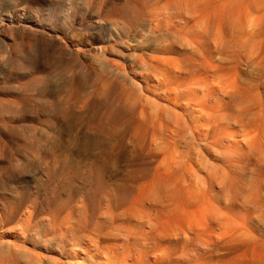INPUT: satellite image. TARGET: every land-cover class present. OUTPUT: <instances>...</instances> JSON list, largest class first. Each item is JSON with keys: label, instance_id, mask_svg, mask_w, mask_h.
<instances>
[{"label": "rangeland", "instance_id": "374dc122", "mask_svg": "<svg viewBox=\"0 0 264 264\" xmlns=\"http://www.w3.org/2000/svg\"><path fill=\"white\" fill-rule=\"evenodd\" d=\"M157 1L158 2H156V0H150V1L149 0H0V264H105V263L107 264V262H110V260H111V264H115V263H117V264H120V263L121 264H124V263L125 264L126 263L127 264H135L137 262H138L137 264H139L140 262H141L140 264H142L143 263L142 261H144V260H145L144 264H148V263L149 264H154V263L156 264V259L158 260L157 264H163L164 261L166 264H169L170 262H171V264H173L174 263L173 260H176L177 262L180 261V263L178 262L179 264H183V262H184V264H187V262H190L189 264H191V263L198 264L197 261L199 260V258H197V257L199 256L201 258V256H202V255H199V253L203 254L205 250H206L205 252L207 253V251H208L207 249L210 250L209 255H210V253H212V254L210 255V257H206V255L209 256L208 253L207 254L205 253L206 255L203 254V257L200 260H205V261L200 262V260H199L200 264L201 263H203V264H214V262H215V264H230V263L235 264L236 262H237L236 264H256V263L257 264L258 263L264 264V259H262V258H264V161H263L264 144H263V148L261 147V144H260L261 141H262V143H264V140H263L264 135L261 134V133L264 134V127H263L264 126V115H263L264 114V112H263L264 111V103H263L264 102V77H261V76H264V65H263L264 64L263 63L264 62V57H263L264 56L263 55L264 54L263 53L264 52V31L257 29L259 27H255V29L251 28L252 24H258V21H257L258 18L256 17L258 14L256 15V12H252V13H255L256 16L254 14H252V16L243 17L242 21L240 20V22L241 23L243 22V24H240V26L237 27V30H240L241 28L244 29V28L248 27V30L249 29L252 30V31L251 30L249 31L252 35H250L247 28L245 30H243V29L240 30L238 32V34L234 35L236 32L235 31L236 29H234V34H232V38H235L234 39L235 41L233 40L232 44L226 43L229 46H227L225 44V42L223 41L222 44L223 43L225 44V46H223L224 44L222 45L221 41L219 42L217 40H221V39L225 40L224 36H223L224 34H221L222 36L219 35L220 30H221V32L223 31L222 33H224V29L222 28L223 29L222 30L219 27V25L217 24V22L216 23L214 22L215 24H217L216 26H214L213 22H211L212 20L210 21V19L208 20V18H205L206 20L201 19V17L200 18H194L195 15L197 14L196 12H198L199 14H201V12L199 10L193 9V6H191L193 4V2L191 0H187L188 1V5H187L188 8L189 9L191 8L190 11L193 12L192 16H191L192 12L190 13V16H191V17L189 16L190 18L187 17V15H189V9L186 8V3H185V2H187L186 0H184V1L180 0L179 2H176L173 0H172V2H170L171 0H168V2H166V0H165V2L167 4L164 2V0H161V1L157 0ZM210 1L215 2V0H210ZM226 1H229V0H222V2H221V0L220 1L216 0V3H218V2L223 3ZM144 2H147V4ZM148 2L149 3L151 2V3L149 4ZM162 2L165 3L166 5H169L171 3L170 7L171 6L173 7V5L175 6V4H173V3L176 2L177 7L175 6V8H172V7L168 8L165 4L162 5ZM181 2L182 3L184 2L185 5L182 4ZM190 2H192L191 5H190ZM195 2H196V0L194 1V3ZM154 3H155V5L157 4L156 5L157 7L158 6L159 7L157 8L155 5H154L155 6L154 7L153 6ZM180 4H182V5L180 6ZM151 6H152V8H151ZM163 6H166L165 9H167L171 13H169L168 11L165 12L166 10L165 11L163 10L164 9ZM183 6L185 7L184 10L188 9V13H186L187 11L184 12V13H186L185 15L182 12L184 10L181 9V8H183ZM153 7L156 8L155 9L156 11H154ZM177 8H179V11L181 9V13H182L181 15H183L184 17L181 16L180 13H179V15L177 14L178 12L176 13ZM169 9H171V11ZM172 9H174V10H172ZM162 11H164V13ZM172 11H175V12L172 13ZM152 12H153V14H151ZM157 14H158V18H157ZM159 14H160V16H159ZM171 14H175V16L176 17L178 16V17L176 18ZM167 16H169V17L173 16V17H171V18H173L170 20L171 22L169 20H167L169 18ZM198 16H201V15H198ZM181 17H183V18H181ZM185 17H187V19ZM174 18H176V19H174ZM157 19L158 20L160 19L162 22L160 20L158 21ZM182 19H186V20H182ZM195 19L197 21H194ZM200 19L203 20L201 22L202 24H198V20H200ZM112 20H114V21L122 20L123 23L125 24V26L127 23V26H126V28L121 27V25H119L118 23H116V22L113 23ZM175 20H176V22H175ZM177 21H180V22L178 23ZM181 21H182V24H181ZM209 21L211 22V25H210ZM251 21H252V23H251ZM164 22L165 23L168 22V23L165 24ZM235 22L236 23L238 22V24L240 23L238 20ZM235 22H234V24H235ZM247 22L249 25L251 24L250 27H249V25H247ZM151 23H153V24H151ZM157 23H159L158 24L159 26L157 27L158 30L156 31L155 27H156ZM162 23H163V25H162ZM195 23L197 25H200V26H198L200 29L196 26ZM3 24H4V26H3ZM207 24L209 25V28H210L209 29L207 27V30L209 29L210 33L212 34L211 35L209 33L210 35H208V32H209V30H208V32H207L208 38L212 37L210 39H212L213 42H214V40L217 41V42H215V45H217L216 43H219L216 46V48L218 47V49L215 48L214 43L210 39L206 38L207 35L205 34L206 32H204L205 30L203 31V29L207 26ZM212 24L215 28V31H216L217 26H218V28H220V30L218 29L219 30L218 34H216L217 32L215 33V31L213 30L214 28H211ZM151 25L154 27V29H153V27L152 28L149 27ZM160 25H162L164 28L161 27ZM166 25H168V26H166ZM172 25L173 26L175 25V26L173 27ZM183 25H184V29H182ZM202 25L203 26L206 25V26H204V28L202 29V27H203ZM176 26H179V27H176ZM234 26H238V25H234ZM159 27L162 30L160 32H158L160 30ZM167 27H169V28L167 29ZM196 27L198 28V31H197ZM165 28L167 30L164 31ZM177 28H178L179 32H178ZM147 29H150V30H147ZM151 29L153 31H156V32H154V34H153V31ZM193 29H194V31H193ZM263 30H264V25H263ZM174 31H175V33H173ZM199 31H200V34L196 35V33H198ZM211 31L213 33H215L216 35H219L220 37L219 36L217 37L216 35H215L216 37H214L213 36L214 34ZM241 31H242V33H241ZM244 31H247L248 33L245 34ZM163 32H165V33L163 34ZM176 32L179 33V35ZM189 32H190V35L188 36L187 34H189ZM191 32H192V35H191ZM161 34L164 35L165 37L161 36ZM169 34L171 36L173 35L172 36L173 37L172 42H171V36ZM200 35L202 36V38L199 37ZM244 35H245V40H246V38L247 39L251 38L252 41L250 40V42H247V40H246L247 43H245V40H243ZM168 36H169V38L166 39V37H168ZM178 36H181V37H178ZM183 36L185 38V41L183 40L184 42H182ZM187 37H189L188 40L192 39L191 41H193V43H196V45L193 44L192 42L188 41ZM192 37H194L196 39H194ZM236 37H237V39H236ZM162 38H165V39L162 40ZM180 38H181V40H180ZM176 39H177V42H176ZM253 39H255V40L253 41ZM166 40H167V42H166ZM238 40H240V41L243 40L244 42H241V44H239L240 41H238ZM206 41H207V43H209V41H210V43H212V44L209 43L206 46V44H207ZM155 42L159 43L160 45L155 43ZM199 42H201V43L203 42L202 45H200L201 43H199ZM137 43H139V44H137ZM145 43H147V44H145ZM170 43H172L173 45ZM174 43H175V45H174ZM191 43H192V45H190ZM237 43H238V45H237ZM141 44H142V46L145 44L143 46L145 48H141L142 47V46H140ZM163 44H165V46L167 45L168 47L171 46L173 49L171 47H169V48L166 47L167 49H169V50H167L164 48L165 46L163 47ZM179 44L182 47L179 48L177 46ZM181 44H183V45H181ZM233 44H234V46H233ZM155 45H156V47H155ZM209 45H210V47H209ZM221 45L223 46V48L227 46V48H229V49L225 48L226 50H222L223 48L221 47ZM241 45H242V47H241ZM243 45H244V48L246 50L243 48ZM251 45L252 46L255 45L256 48H258V49L260 48V50L256 51L255 47L253 48V47H251ZM261 45H263L262 46L263 49H262ZM192 46H195V47H193L194 50H192V51L190 50L191 53L186 52V48H188L187 51H189V48L192 49ZM219 47L222 49H220ZM236 47H237V50H236ZM136 48H139V49H136ZM197 48H200V49L202 48V49L200 50ZM251 48L253 51L251 50ZM195 49H196V51H195ZM219 49H220V54H221V51L225 52L223 55L221 54V56H225V54L226 53L228 54V52H230V50H231V55H233V54L237 55L238 54V56H231V55H229L230 54L229 53L228 55L231 57L228 58L229 56L226 55V58L225 57L224 58L231 62V63H228V61L222 57L221 58L218 57L220 59L215 58V56L217 57L219 55L218 54ZM238 49H239V52H238ZM158 50H160V51H158ZM171 50H173V51H171ZM212 50H214V51H212ZM216 50H217V53H216ZM254 50L257 53L255 55L253 54V52H255ZM143 51H145V52H143ZM169 51H170V53H169ZM179 51H181V52H179ZM197 51H199V52H197ZM259 51H261L262 53L260 52V54H259L258 53ZM183 52L187 56L183 57L184 56ZM196 52H197V54L198 53L200 54V52H201L202 55H199V54L197 55ZM205 52L207 55L205 54ZM175 53L178 56H176ZM241 53L243 56L241 55ZM244 53H247V54H244ZM250 53H251V56H254V57L259 58V59H256L254 61L252 59L254 57L251 58L250 55H248ZM152 54L154 56V59L155 60L157 59L155 62L152 60L153 56H152V58H150ZM192 54H194V55H192ZM212 54L214 56V57L212 56L213 58L210 56ZM170 55L173 56V57L171 56V59L174 58L173 60L176 63L175 65L173 64V62L172 63L168 62V61H171V59L169 60L167 58ZM160 56L165 57V58L162 59V57H160ZM200 56L201 57L203 56V57L201 58ZM239 56H242V57H239ZM244 56H246L247 58H245ZM190 57H191V59H190ZM248 57H250V58H248ZM196 58L198 60H196ZM141 59H144L145 64H144L143 60H141ZM149 59H151L150 60L151 62L149 61ZM184 59L185 60L188 59L189 61L186 62ZM192 59H193V61L194 60L196 61V64L193 63V61H191ZM202 59H204V60L207 59L208 62L206 60H205L206 62H204V60H202ZM235 59H236V63L233 62ZM248 59L251 60L252 63L254 62L253 63L254 66L252 65L251 62L248 61ZM260 59H261V61H263L262 62L263 64L260 62L259 66L261 65L262 67L261 68L258 67V68H259V70L263 68L262 71L260 70L263 74L262 73L260 74V71L257 72V70H258V68L256 70L257 65L255 66V62H256V64H257V62L259 63ZM162 60H163V62H166V64L162 63ZM164 60H166V61H164ZM220 60H221V62H219ZM157 61L158 62L161 61L160 63H162V64L160 65V63H157ZM184 61H185V63H184ZM247 61H248V63H245ZM200 62L201 63L204 62L206 64V67H205L204 63H203V65L200 66L199 65V64H201ZM209 62H211V65L215 64L216 66L215 65L213 66L215 68H212L210 66ZM167 63H169V65H167ZM192 63H193V65H192ZM217 63H219V64L217 65ZM220 63H221V65H220ZM224 63L226 65V67L228 66V69L231 68L233 65V68L231 70H229L231 72V74L233 73L236 75L237 70H238L237 74L240 73L239 75H236V76H234L232 74L233 76H231V77H232V79H233V77H234V79H237L236 80L237 82L236 83L234 82V83L235 84L238 83L237 86L239 88L240 87H243V88H241V90L239 88H236L234 83L233 84L231 83L232 84L231 87L234 85L236 92L241 91V95L243 92L244 94L242 96H245V92H248L246 95L249 94L248 95L249 97L245 96V98H244L241 95H239L238 99L240 98L239 100H242V101L244 99L246 107H247V103L250 104L249 105L250 107L248 106V108H246L244 106L245 105L244 101L243 102L240 101L241 102L240 103L238 100V104L239 103H240V105L244 104V105H242L244 107L241 106V108H240V105H238L236 102L237 99L235 100V98L237 96L236 97L234 96L238 92L237 93L235 92L236 94H233L234 92H232L231 89H227V91H228L227 92L226 88H228V84H226V87H225V82H223V84H221L222 81H225V80H220V79H224L223 76H225V74L227 77L229 75H231V74H229L230 72L228 71V69L224 68L225 67ZM153 64L154 65L156 64V66L153 67L152 66ZM164 64H165V66H164ZM171 64L174 67H176V65H177V70H176V68H173L171 66L172 71L176 74L177 77L174 76L175 74L172 73V71L170 69ZM181 64L183 67L180 66ZM184 64H185V66H184ZM197 64L199 65V67H201V69L198 67ZM229 64H230V67H229ZM247 64H249L248 67L250 66L249 69H246L247 67H245V66H247ZM194 65H196V66L194 67ZM235 65L239 66L240 69L238 67H234ZM242 65H243V68H242ZM217 66H219V67H217ZM252 66H253V69H252ZM164 67H168L167 68L168 71ZM209 67H211V71L209 70ZM222 67H223V70L225 69L227 71L223 72ZM150 68H152V69H150ZM193 68H195V69H193ZM196 68L200 69L199 70L200 72H197L198 69L196 71ZM236 68H238V69H236ZM165 69L168 73L165 71ZM181 69L185 70L186 72L185 71L182 72ZM186 69H188V72ZM218 69L221 71L220 74H219V72L217 73ZM250 69L252 70V72L250 71ZM154 70H156L155 71L156 75H154L155 74ZM201 70L202 71L204 70L205 72L204 71L202 72ZM206 70L210 71V73L206 72ZM239 70H240V72H239ZM253 70H255V73L257 72L256 73L257 75H253L254 74ZM151 71H152V74H151ZM194 71L197 72L198 75ZM233 71H235V72H233ZM170 72L173 76L170 74ZM247 72H248V74L250 72V74H249V75H251L250 77H246ZM159 73H162V74H159ZM165 73H167V75L169 74L167 79L171 80V81H169L170 82L169 84H171V85H168V83H167L168 81L163 79L164 75H165L164 78L167 77V75ZM188 73L192 74L193 76L192 75L189 76ZM203 73H204V75H203ZM251 73H253V74H251ZM182 74H183V76H182ZM194 74L197 75V77H195ZM206 74L207 75L212 74V75L207 76ZM216 74H218V75H216ZM259 74H260V76H259ZM160 75L162 76L163 80L160 79V77H161ZM179 75H180V79L178 78ZM199 75H201L202 77H200ZM213 75H215V76H213ZM169 76H171L170 77L171 79H169ZM205 76H207V77H205ZM216 76H218L220 79L217 78ZM226 76H225L226 83L229 82V81H227L228 78H229L228 80H230V82L234 81V79H233V81H231V77L227 78ZM254 76H257V77L255 78ZM151 77H152V80L150 79ZM182 77H184V78H182ZM188 77H190L191 79H189ZM251 77H252V79H251ZM193 78H194V80L197 78V80L194 81ZM198 78L199 79L201 78V80L199 81ZM208 78H210V79H208ZM211 78L214 81L217 79L216 81L218 83L221 81L219 83L220 86L216 84L217 86H219V92H218V89H216L217 87L215 85V82H211L212 81ZM249 78L251 80H253L254 82L249 80ZM155 79H156V81H155ZM183 79H185V80H183ZM173 80H174V82H173ZM187 80H190V81H187ZM202 80H204V81L206 80V83H208L209 86L210 85L213 86V88L211 89V91H213L212 93H210L209 92L210 90H208L212 86H210V87L208 86L209 87L208 88L207 85L205 86V84H203L204 82ZM238 80H239V82H238ZM242 80H243V82H242ZM257 80H258V83H257ZM176 81H177V83H176ZM181 81L182 82L185 81V82L183 84H181L182 83ZM249 81L252 83H249ZM186 82L190 83V85L188 84L189 87L187 86ZM193 82L197 83V84L194 83V85H196V87H198V88H191V86L195 87L192 84ZM162 83H164L165 85H163ZM177 84L180 87L179 89L177 87ZM240 84H242V85H240ZM182 85H184V86H182ZM201 85H203V87H201ZM138 86L139 87L141 86L142 89L139 88ZM158 86L160 89L158 88ZM172 86H174L176 89L173 90ZM185 86H187L189 90L186 88L187 91H185V89H183ZM168 87L172 88V89L169 90ZM229 87H230V84H229ZM161 88L163 89V91ZM200 88H202L201 91H199ZM214 88H215V91H214ZM244 88H246V90L248 88V90L245 91ZM158 89H159V92H158ZM224 89H225V91H224ZM232 89L235 90L234 88H232ZM142 90H143V92H142ZM171 90H173V91L171 92ZM190 90H192V92H189ZM229 90H230V93H229ZM249 90H250V92H253V93L250 94ZM175 91H176V93L174 94ZM182 91H184V97L185 98L183 97ZM203 91L205 93L208 91L211 94L210 96H212L213 101H211V97L209 96L208 92L204 96ZM216 91L220 94L219 96L217 93H215ZM185 92H187L190 96L193 95L191 93H194V95H196L198 97L197 100L201 103V106L196 105L197 101L196 102L193 101V104L194 103L195 104L191 105L192 104L191 101L195 98H192V96H191V98L188 99L187 96H189V95ZM171 93H172V95L170 96ZM180 93H181L182 98L180 97ZM224 93L225 94L228 93L229 95L233 94V95L230 97L228 95H225ZM176 94L177 95L179 94V95L177 96ZM159 95L160 96L162 95L161 98ZM194 95H193V97H195ZM221 95H223V97ZM255 95H256V97L258 96V99L256 101H254L255 103L257 102V104H254L256 107L254 105H252V103H254L252 101L256 99L254 97ZM206 96L207 97L209 96V97L207 98ZM216 96L218 97V99ZM176 97L177 98L180 97L181 100H179V101H180L181 105H183L184 107H181L180 103H177V105H174L178 101V100L177 101L175 100ZM200 97L202 98V102L205 100L204 97H206L207 98L205 100L206 103L203 102L204 103L203 104L199 99ZM225 97H227V98H225ZM232 97L234 98L235 101L232 99ZM246 97H247V99H246ZM260 97H261V99H260ZM221 98L223 100H220ZM241 98H243V99H241ZM169 99H171V100H169ZM182 99L183 100L188 99L187 101H189L191 104L187 103L186 101L185 102L187 104H185V102ZM251 99H253V100L251 101ZM226 100H227V102H229L228 105L231 104L229 107H226V106H228L225 104ZM221 101H224L225 103L223 104V102L221 103ZM231 101H233V102H231ZM258 101H261V102H258ZM207 102H209L211 106H209V103L207 104ZM220 103H221V105H220ZM232 103H236L235 106ZM261 103L263 105H261ZM206 104H207V107H206ZM179 105L181 108L179 107ZM186 105H189V106H186ZM190 105H191V108L194 106L191 110H190V108L189 109L186 108V107H190ZM217 105H219L220 107L219 106L217 107ZM222 105H225V106H222ZM171 106H173V107H171ZM176 106H178V107H176ZM233 106L236 109H238V111L237 110L233 111L235 109ZM252 106H253V108H251ZM262 106H263V110H262L263 113L257 112V111H261ZM148 107H150V108H148ZM157 107H161V108H157ZM257 107H258V109H257ZM164 108H168V109H166V111L169 110L168 113L173 112L172 114H170L173 116L175 115L176 111L180 112V114L177 112V114L179 116L175 115V117H177V120L171 118L169 116V114L166 112V114L172 119L171 122L174 123V125L176 124L175 126L177 128L174 125H173L174 128H172V123L171 124L169 123V121L171 119L169 117H167V115L163 114V112L165 113ZM173 108H174V110L172 111ZM200 108L201 109L203 108L204 110L200 111ZM205 108L206 109L210 108L212 110L207 111ZM219 108H220V110H221V108L224 109L223 111H225V109H226V111H228L229 108L230 109H229L228 114L224 115L225 113H223V111H218ZM242 108H244L243 109L244 111L241 110ZM250 108H251V110H253L252 115L254 114L255 118L250 119L251 112L246 114V112H248L249 111L248 109H250ZM157 109H159V110H157ZM193 109H195V111ZM216 109H218L217 111L219 114H222V113L223 114L221 116L219 114H217ZM245 109H247V110H245ZM254 109H256V110L254 111ZM141 111L143 114H140ZM190 111H192L193 114H191ZM210 111H213V114L209 113ZM181 112H184V114H185V112H187V113H186V115H183V113H181ZM238 112H239V114H242L244 112L246 115L243 113L242 115H245L243 118V117H241L242 115L238 114ZM254 112L258 113V116ZM153 113H155V114H153ZM259 113H261V114H259ZM144 114H146V115L143 116ZM162 114H163V116L165 115L167 119L165 118V116L163 117ZM188 114H190L192 116H190ZM210 114H212V118L214 117L213 115L216 114L214 119L217 120L219 118L217 120L218 122L215 121L214 119H212ZM229 114H232V116L234 118L231 117V115H229ZM187 115H188V117H187ZM207 115L210 116L209 119L210 118L212 119V121L210 119V124H209V121H208L209 119H208ZM234 115H236V116H234ZM237 115L239 117H237ZM199 116L203 117V120L201 119V117L199 118ZM204 116H205V120H204ZM225 116H227V117L230 116V118H228V119L232 120V121H230L231 123H233V120H236L235 121L236 124H231L229 121L226 120L227 118H225ZM246 116H247V121L244 120L246 118ZM140 117H142L141 118L142 120L140 119ZM186 117L188 119H186ZM189 117H191V120L192 119L193 120L191 121ZM197 117L199 118V120L200 119L201 120L198 121ZM261 117H262V119H261ZM179 118H182L181 121ZM235 118H239V119H235ZM185 119H186L187 123L185 121H183ZM220 119L222 120V123L219 121ZM252 119H255V122H257L256 119H261V120H258L257 125H256V123H254V120H252ZM160 120L162 122L164 121L163 122L164 127L161 126L162 123ZM174 120L176 122L180 121L182 124H185L184 125L185 127L182 126V128H181V125H178L177 123H175ZM187 120L189 121V123ZM237 120H238V123H237ZM148 121H149V123H148ZM153 121L154 122L156 121L155 124ZM239 121L241 123L244 122L242 124V126H241ZM152 122H153V124H152ZM180 122H178V123H180ZM211 122H212V124H211ZM216 122L218 124H216ZM228 122L231 124V126L235 130L232 127H230V124ZM247 122L249 123V125H247ZM250 122H252L251 126H250ZM159 123L161 125H159ZM167 123L171 125L172 132L169 130L170 125L168 127H166L168 125ZM194 123H196L195 127L193 126ZM213 123L217 125V126L215 125L217 128L221 124L220 125L221 127L219 126V128H222L221 132H220L222 137H218V131H220V130H217V128H215V127L213 128L212 127V126H214ZM260 123H261V126H259ZM203 124L207 125L209 127H212V129L207 127V126H204ZM238 124H240V125H238ZM189 125H191L190 129H188ZM210 125H212V126H210ZM222 125H224L225 127ZM228 125H229V127H228ZM244 125H246L248 128L243 127ZM155 126L157 128H158V126H160V128H158V131H157V128ZM186 126H188V128ZM238 126L241 127V129L238 128ZM205 127H207V129H205ZM254 127H257V128H254ZM262 127H263V129H262ZM154 128H156V130ZM161 128H164V131ZM166 128H167V130H166ZM196 128H197V130H196ZM199 128L200 129L202 128V129L200 130ZM224 128H225V130H224ZM230 128H232V129H230ZM242 128H247V130L250 131V132L249 131L248 132L252 134V135L251 134L250 135L251 136L254 135L255 137H256L255 134H257V132H258V134H259V136L257 134L258 138L256 137L254 140V137H252L253 141L256 142L257 144L256 143L254 144V142L252 143V138L249 137L250 135L248 136L249 133L246 132L247 130H244ZM253 128L256 131H253L252 130ZM259 128H260V132L257 131ZM159 129H161V130H159ZM236 129H238V130L236 131ZM210 130H212V131H210ZM231 130H233V131L231 132ZM154 131H156V132L154 133ZM160 131H163L164 133L165 132L166 133L165 134L163 132L160 133ZM167 131L169 132V134ZM224 131H225V134H224ZM170 132L173 133V135H171ZM194 132H196V133H194ZM211 132H212V134H211ZM226 132H229V133H226ZM234 132H235V134H237V135H235L234 138H236V140L241 139L242 141L240 140V142H239V141L233 140L234 138L232 135L234 134ZM244 132H246V133H244ZM206 133L209 135H207ZM214 133H216V135ZM242 133L244 134V136L246 134L247 139H245V140L243 139V138H246V136L243 137ZM210 134L212 136H213V134L215 135V136H213L214 139L217 136L216 138H217L218 142L216 139L214 140V139L210 138V137H212ZM220 134H219V136H220ZM154 135H156V137ZM160 135L162 136V139H160V137H161ZM166 135L168 138L166 137ZM224 135H225V137H224ZM226 135L232 136L233 139L231 137L229 138V139H231L230 140L231 142H224L227 140L229 141L228 136H226ZM238 135H239V137H238ZM240 135H241V137H240ZM152 136H153V138H152ZM170 136L175 141L172 140V138ZM174 136H176V138H174ZM164 137H165V140L163 139ZM205 137H206V140H205ZM166 138H167V140H166ZM169 138L176 143L177 147L174 146L175 144ZM219 138H220V140H219ZM152 139H154V140H152ZM155 139H157V140H155ZM202 139H204L205 141H203ZM224 139H226V140H224ZM209 140L214 144H212ZM248 140H249V142H248ZM257 140L259 141V144H258ZM156 141H157V143L158 142L159 143L157 144ZM167 141H169V142H167ZM232 141H234V142H232ZM235 142L236 143L239 142V144L242 143L243 146L240 144V146H242L240 148V146L237 145L238 143L236 144ZM246 142H248V143H246ZM229 143L230 144L232 143L231 144L232 147L230 146ZM250 143L254 144V146L256 145L257 149L258 148L259 149L257 150L256 147H254V146L252 148V145ZM222 144L225 146V148H222V146H223ZM226 144H227V146H226ZM228 144L231 148L228 146ZM246 144H249V145L247 146ZM171 145H173V148H171L172 151L169 148V147H172ZM150 146H151V148H150ZM167 146L170 149L168 151H167V149H168ZM237 146L239 148V154L241 157L239 156L238 152H236V151H238V150H236ZM153 147L156 149V151ZM174 147H176V149ZM235 147H236V149H235ZM248 147L252 148V150H250ZM242 148H244L243 149L244 151L242 150ZM260 148H261L262 154H261V152L259 153ZM162 149L165 150V151H163L164 153L162 152ZM206 149H208V150H206ZM226 149H229L230 151L227 152ZM175 150H176V152L178 151V153H180L181 155L178 153H176V154H178V155H176L174 153ZM209 150L211 153H209ZM215 150H217V152H215V154H214ZM221 150H223V151H221ZM249 150H250V154H249ZM256 150L258 152H256ZM166 151L169 152V153H167V154H169V156L165 154ZM194 151H195V153H194ZM225 151L227 152V155H226ZM242 151L245 154L242 153ZM253 151H255L256 153L255 152L253 153ZM235 152H236V154H235ZM171 153L172 154L174 153L175 156H177L178 158L176 157L175 158L176 160H175L174 159L175 156L174 155L171 156ZM217 153H220V154L222 153L221 156H223V155H225V156L219 158L217 155L220 156V154H217ZM229 153H231V155L233 153L234 154L233 157H235L237 155L238 156L235 157L233 160V157L232 158L229 157ZM200 154L202 157L205 155L203 157L204 159L201 158ZM212 154H213V156H212ZM180 156H181V158H180ZM215 156L219 160L214 159ZM169 157H170V159H169ZM226 157L229 159V160H227L228 163L226 162ZM162 158H163V160L165 159L167 162L166 161L164 162L162 160ZM192 158H193V160H190ZM256 158L258 159V161ZM168 159H169V161H168ZM177 159L179 161H180V159H182V161H181L182 164L181 163L180 164L182 165L181 167H182V170H184V171H182V170L180 171L181 167H178V166H180L179 162H177L175 164V162L178 161ZM235 159H237V160L235 161ZM201 161L202 162L204 161V162L202 163ZM255 161L259 162V163L262 162L260 164L261 167H260L259 163H258V167H256L257 164H255ZM162 162H163V164H162ZM207 163L208 164L210 163V164L208 165ZM211 163L213 165H215V167ZM168 164L171 166H169ZM186 164H188L187 165L188 168H187ZM195 164L199 165L200 167L196 166ZM226 164L228 165V168L225 167V166H227ZM229 164H232V165H229ZM238 164H240V165H238ZM167 165L170 168H167V170L164 171V169H166ZM176 165H177V167H176ZM189 165H191V167H189ZM202 165H204V166H202ZM235 165H236V167H235ZM160 166H163V167H160ZM218 167L220 168V170L218 169ZM159 168L160 169L162 168V170H160ZM173 168H175V170H173ZM176 168H180V169L176 170ZM196 170H197V172H195ZM210 170L215 172V174H218V176L217 175L215 176V174ZM223 170L226 171V174H224ZM232 170H234V171H232ZM253 170H255V171H253ZM159 171L161 173H159ZM166 171H169V173L166 174ZM170 171H171V174L173 173L172 175L177 177V180L175 177L171 176ZM174 171L177 173V175H180V173L177 171L182 172V176L181 175L179 176L180 177L179 180H178V176L176 175V173H174ZM216 171H220V172H216ZM192 172H193V174L194 173H197V174L193 175ZM207 172L209 173V175H211V174L212 175L209 176L207 174ZM210 172H212V173H210ZM183 173H184V175H183ZM228 173H233V174L229 175ZM159 174L161 176H159ZM201 175H202V177H201ZM226 175H228V176L225 177ZM231 175H233V176L230 177ZM219 176L221 178L225 177V180H221V178H219ZM229 177H230V179H233V180L231 181L229 179ZM252 177H253V179H252ZM183 178L186 179V182H185V179H183ZM227 178L231 182H235V185L236 186L238 185L237 187L239 190L233 186L234 183H233V185H232V183L230 184L229 180L224 184V182L227 180ZM234 178H236V179H234ZM195 179L197 180V183H196ZM150 180H151V182H150ZM168 180H171V181H168ZM183 180H184V182H183ZM219 180H221V181H219ZM234 180H236L237 183H239V184H237L236 181H234ZM240 180H241V182H240ZM179 181H181V183H179ZM250 181H252V183L250 184L251 188L248 185H247L248 186V188H247V186H245L244 184H248V183H250ZM164 182H166L168 186L166 185V183H165V186H163L162 183H164ZM168 182H170V183L168 184ZM211 182H213V183H211ZM186 183H188V184L184 188V185ZM219 183L222 184V186L223 185L224 186L222 187ZM253 183H254L255 187L257 186L256 191L254 190L255 192H257V196H258L257 201H255L256 199L254 198L256 196H254L252 194L253 189L255 188L253 186ZM157 184L162 185V188L163 189L167 188V190H165V191L161 190L160 191V188H157ZM229 184L231 185V187H234V188L232 189L230 187V189H229ZM145 185H146V187H145ZM177 185H178V187H176V188L178 189V191L180 188L181 189L184 188L183 190H181L182 192L181 191L179 192L180 194L177 193L176 188L174 187ZM191 185L194 187V189L196 191L199 192V194L201 193V195H199V196H201V199L199 198V196L195 195L196 193L194 195L191 193L194 197L190 196L191 194L189 192H191V191L193 192V187H191ZM199 185H201L202 187L200 186V188L198 189ZM252 186H253V189H252ZM144 187H145V189H144ZM164 187H166V188H164ZM186 187H187V190L185 191ZM204 187H206V188H204ZM225 187L226 188L228 187L227 188L228 190L237 189L238 193L236 192L237 193L236 194L233 191L227 190L229 192L228 196H227V191H226V193H224V189L226 190ZM188 188H190L192 190H190ZM249 188L252 190H250ZM152 190H153V192H152ZM171 190H172V192H171ZM157 191L158 192L160 191V192L158 193ZM166 191H169V194H170V192L171 193L176 192L177 195L171 194V196H170L168 194V192H166ZM210 191L211 192L214 191V192L211 193ZM262 191H263V193H262ZM165 192H166L167 196L169 195V198L166 196ZM185 192H186V194H185ZM230 192H231V195H233V197H235V198H233L231 195H229ZM255 192H253V193L255 194ZM154 193H155L157 199L154 198L155 195H151L152 196V197L150 196L151 198L148 196V195L154 194ZM160 193L161 194L163 193L162 195L164 196V198H163V196H160L161 199H159L160 198L159 196H158L159 198L157 197V195L158 194L160 195ZM202 193L206 194L207 199L205 198V194L203 196ZM209 193H211V194L208 196ZM140 194H142V196ZM181 194H183L182 199L180 197ZM223 194L226 198L232 197L233 199L230 198L229 200H226V198H224ZM178 195H179V198H178ZM249 195H250V197H249ZM122 196H123V199H119ZM174 196H176L178 199L177 198L174 199ZM187 196H189L192 200ZM202 196L205 199H203ZM214 196H216L218 202L216 201L215 198H212ZM166 197L168 200L166 199ZM170 197L173 199L170 200ZM186 197L188 200H190L191 203L188 200H186ZM152 198H154L153 201L150 200ZM194 198L195 199L197 198L196 200H198V201L201 200V202H199V204H198V201L196 202V200ZM179 199H180V201L178 203ZM208 199L211 201H209ZM253 199H254V201H253ZM154 200H156V201H154ZM175 200H176V202H174L175 204L171 203L172 201H175ZM202 200H203L204 204H202ZM204 200H206L207 202ZM224 200H226L227 202ZM231 200H232V202H231L232 205L228 206L230 204L229 201H231ZM234 200L238 202V204H237L238 206L236 205L237 202H234L235 203L234 205L236 207L235 206L233 207V201ZM259 200L260 201L262 200V201L259 202ZM104 201H106L105 204H104ZM162 201L164 202L165 206L162 205L163 204ZM213 201H215V203ZM240 201H241V203H240ZM107 202H109V204H108L109 206L112 205L111 207H113L112 208L113 213H111L112 212L110 210L111 207L108 208L109 206L106 205ZM157 202L158 203L160 202V203L156 204ZM187 202H189V204ZM195 202L197 204L196 207H195V205H196ZM82 203L83 204L86 203V205H83ZM169 203H171V207L169 206L170 205ZM205 203L206 204L209 203V204H207L208 207L205 205ZM225 203L226 204L228 203V205H226ZM247 203H249V204L247 205ZM178 204H181V205H178ZM201 204H202V210L200 209ZM213 204L217 205V206L215 205L216 208L220 205L218 208L222 207L221 208L222 211L225 212L224 215L222 214L221 209H218L220 211L215 210L216 208L214 207ZM151 205L153 206L154 211H155V209H157V211L153 212V214H152L153 208H151ZM154 205H157L158 208H159V206H161L162 209L164 206L165 208L163 210L165 211V213L162 209L156 208L157 206L154 207ZM166 205H167V208H166ZM175 205H178L180 207V209H179V207H177V208L172 207ZM203 205H205L206 208H204L205 206H203ZM210 205H213L211 208V209L214 208L213 210L210 209ZM251 205H253V206L251 207ZM86 206H87V210H86L87 212L84 211V209H86ZM193 206L195 208H193ZM231 206H232V208H231ZM131 207L133 210L131 209ZM136 207L138 209H140L141 211L140 210L138 211ZM139 207H141V208H139ZM168 207H169L170 211H168L169 210ZM181 207H182V209H181ZM227 207L229 210L227 209ZM229 207L231 208V210L233 209L232 211H234L236 213L238 212L237 213L238 216L234 213L235 215L233 214V215H231V218H229L228 216H230V212H231ZM82 208H84V209H82ZM175 208H176V210H175ZM186 208H187V210H186ZM80 209L83 210L82 211L83 214L86 213V215H87V216H85L84 220H83L84 215H82V213H80V215H82L83 217L78 216L79 212L81 211ZM107 209H109L111 212L108 211ZM189 209L193 210L192 211L193 213ZM194 209L196 212L194 211ZM204 209H206V210H204ZM207 209H210L209 210L210 212L207 213ZM226 209L228 210L227 213H226ZM159 210H161V211L159 212ZM179 210L180 211L184 210V211H181V214H180ZM162 211L165 215L162 213ZM171 211H173V217L172 218H171V215H172ZM185 211H187V212H185ZM204 211H206V212L204 213ZM214 211L220 212L221 215L223 216V217L222 216L221 217L224 219H225V215H226L227 218H229V219H227V220H229V223L227 222V220L225 221V223H224V221H222L223 219L219 220L218 217H220V216H217V214L219 215L220 213H217V212H216V214L211 213ZM106 212H107V214H106ZM174 212L179 213L178 214L179 216L182 215V212L185 213V216H186V213L189 215L190 212L193 215H194V213H197V214L199 212L200 213L198 214V217H197L198 219L194 215L195 220H194V217H191L192 216L191 214H190L191 216L189 215L190 218H193V219H188L189 220L188 222L190 223V225H189V223L187 222L188 216H186V218L184 217V215H182L183 218H182V216L177 217V215ZM228 212H229V215H228ZM110 213L113 214L112 215L113 218H111ZM144 213H145V215H144ZM155 213H156V216L159 213L158 216L160 217L162 215L161 217L164 218L163 219L160 217L159 222L162 220L166 221V219H167V221L170 220L169 224H168V222H165L163 224L164 221H162L161 224L159 223V225H158L157 221H158L159 217L157 216V217H155L156 219H154ZM167 214H170V215H167ZM205 214H206V216H208L207 218H206ZM105 215H108V216H105ZM148 215H150V217ZM215 215L217 217H215ZM242 215L247 216V218H248L247 221L245 220L246 217L244 218ZM134 216H137V217H134ZM138 216H140L141 220ZM211 216H212L214 221L211 220L212 218L210 219ZM241 216H242V220L244 219V221L238 220L239 218L241 219ZM108 217H110V218H108ZM142 217H144V219H146V221ZM214 217L216 219H214ZM47 218H49L48 219L49 221L47 220ZM53 218H54V220H56L54 223V226L52 225L53 221H54ZM135 218H138V219H135ZM148 218H149V220H152L153 222L155 220H157L154 222L155 225H158V226H156L155 229H154V224H152L153 222L150 221V223L153 225V226H151L152 229H154L156 232V233L153 232L154 234L150 233L151 228L147 227V226H149V224H148L149 220H147ZM177 218H178V220H177ZM180 218L181 219L185 218V219L183 221V220H180ZM199 218H201L202 222L199 220ZM202 218H204V219H202ZM205 218L208 220V224H207V221L205 223V220H206ZM217 218H218V220H217ZM233 218H235V220L237 219V221L235 223L236 226L238 225L237 223H239V222L241 224H244V225L246 222L247 225H245V227H243L241 224H239L241 226L238 225V228L244 229L243 232H246V234H244L241 230H238V228L236 229V226L234 228L233 225H234L235 220ZM81 219L83 221H81ZM196 219H197L198 223L196 222ZM191 220H193L192 225H191ZM231 220H232V223H231ZM141 221H145V222H141ZM177 221H178V223H177ZM179 221H181V222H179ZM212 221H213V223H212ZM219 221L221 224V228L220 227L219 228L221 230H222V228H223L222 226L224 224L225 225L227 224V226H226L227 228L228 227L230 228L231 226H233V229L234 230L236 229L235 233L234 232L232 233V230H229V229L227 230V231H229V234H230V232L232 234H230L231 237L229 236V238L226 240L228 234H227V232L226 233L224 232L227 229L224 226V228L222 230L224 235L222 234L221 236L225 237V235L227 234L226 237L224 238L226 242L231 239V242L228 241L227 244H224L223 243V241H224L223 237H220V234L222 231L220 229H217L218 225H216V224H217V222L219 223ZM49 222L52 224H50ZM79 222H81V224ZM146 222H148V223H146ZM183 222H184V224H183ZM140 223H142V224L140 225ZM143 223H145L147 226ZM48 224H50V226ZM176 224L178 226L180 224L181 228L179 230H182L183 227H185V229H186L187 225H189L192 228L195 226V224H197L198 228H200L202 226V229L200 228L199 231L203 230L202 231L203 235H202V232L198 233L199 231L197 230L198 228H196V226H195L196 232L192 229L191 230L194 231L195 233H198V236L204 237L206 242L208 241L209 238L212 239V237H213V239L211 241H208L209 244H210V242H213L210 244V245H212V247L209 244H207L208 242L205 244L203 241L204 240V238H203V240L201 239V241H203L201 243H204L209 248H206L207 247L206 246L205 248L203 247L200 249L202 244H198V243H200L199 237L194 233H192L190 236H187L188 238L192 237L193 240H194V238H198L194 242L192 240V242L195 244L193 246H191L193 244L192 242H190L191 239L189 238V240H188V238L186 237L187 233H189L191 231L190 227H188L190 231H188V228L186 229V231H184V228L182 230L184 233V236L186 237L185 238L182 236L183 233L179 234L180 231L177 230L179 227L176 226ZM202 224H205L204 226L207 228L210 226L212 228H209L206 231H204L205 228ZM228 224H231V226H228ZM142 225L144 226V229L139 227ZM160 225H162V226H160ZM29 227H30V229H29ZM157 227H158V230L160 229L159 232L157 231ZM25 228H27V230ZM171 228H174L175 231H178V232H175L178 236L180 235V237L176 236L177 239L181 238L179 240L183 241L182 240V238H183L184 241H187L188 243H192V244L188 245L187 242H186L187 244L185 242L181 243V241L176 240V238H172L173 237L172 233L174 231L172 232L173 229H171ZM163 229L164 230L166 229L164 234L162 232ZM169 229L171 231H169ZM230 229H232V228H230ZM148 230H149V233H148ZM154 230H152V231H154ZM214 230L216 232L217 231L218 232L221 231V232L220 233L217 232L218 234H216V232ZM207 231L209 232V234ZM144 232H145V234L147 233V235H149V237L147 235H146L147 237L144 236L145 235ZM212 232L215 235H218L219 239L221 238L223 241L221 239L220 240L217 239V236L215 237V235L212 236V234H213ZM159 233H162V234H159ZM206 233H207L208 237H206L207 236V235H205ZM238 233H239V235H240V233L241 234L243 233V236L241 235V237H239V235H237ZM233 234H234V236H233ZM163 235H167V236H165V238H164ZM209 235H211V236L209 237ZM249 235H251V236H249ZM139 237L141 239H139ZM145 237L147 239L146 241H145ZM168 237H171L170 240H168L169 239ZM174 237H175V235H174ZM248 238H249V240H248ZM142 239H144V242ZM173 239L175 242L178 241L176 244H178L179 242L181 243V244L179 243L180 245H178L180 247V249H179L180 253H181V251L184 252L185 248L188 250L189 246L191 248V249H189L190 251L188 250V251H185L184 253H182V255H184V256L180 255V253L178 255L177 254L178 248L175 247L176 244L173 242ZM233 239H237V240H233ZM149 240H153V241H149ZM215 240H217V241H215ZM218 240H219V242H218ZM232 240H233V242H232ZM147 242L149 245L147 244ZM217 243L218 244L220 243L221 245L219 246ZM222 243L225 245V247L227 249L223 247L224 245L222 246ZM229 243L231 244V246ZM233 243L235 246L232 245ZM159 244L161 247L159 246ZM165 244H166V246H163ZM168 244H169V246L172 244V246H170L171 252L167 251L169 249L167 246ZM174 244H175V246H174ZM196 244H197V248H195ZM156 245H157L158 249H156ZM181 245H182V247H181ZM185 245L188 247H186ZM151 246H152V250H151ZM183 246H185V247L183 248ZM216 246H219V247H216ZM163 247L165 250H163ZM166 247H167V249H166ZM231 247H232V249H231ZM262 247H263V249H262ZM210 248H212L214 250H212ZM219 248L221 250L223 249L222 253L220 252L221 250L216 251V249H219ZM172 249H174L173 250L174 252L172 251ZM196 249H198L197 251H200V252L198 253L196 251ZM202 249H205V250H202ZM146 250H150V253H149V251L145 252ZM154 250L155 251L161 250V251H159V252L157 251L159 253V255H158L157 252L156 253L154 252ZM175 250L177 251V253L175 252ZM136 251H137V254H139L138 255L139 258L137 257V254L135 253ZM166 251H167V253L169 252V255L166 253ZM191 251H194V252L192 253ZM218 251L222 255L224 253L226 254L230 251L228 254H226L229 257H227L224 254L222 256V258H224V259L222 260L221 256H218L219 254L216 253ZM256 251H257V253H255ZM124 252H125V254H124ZM133 252H134V254H133ZM140 252H142V253H140ZM152 252L155 254H153ZM186 252L189 253L188 255L190 257L187 255ZM261 252L263 254H260ZM160 253L163 256L162 259L160 258L161 257ZM190 253H191V255H190ZM215 253L218 256V258L221 260L217 259V256L214 255ZM113 254L114 255L116 254L115 256L116 257L119 256V257L115 258V256L113 257ZM127 254L129 255V257L127 258L128 260H126ZM141 254H142V256H140ZM156 254L159 256L158 258H157ZM170 254L172 256H170ZM173 254H175V255H173ZM194 254L195 255L197 254L196 255L197 257L194 256ZM257 254H258V256H257ZM150 255H151V257H150ZM260 255L262 257H260ZM104 256L106 258H104ZM107 256H110L111 258L108 257V259H107ZM167 256H169V257H167ZM185 257H186L187 262L184 260ZM187 257H189V259L190 258H192V259L189 260ZM245 257H246V259H245ZM169 258H172V259H169ZM242 258H244L246 260V262ZM113 259H114V262H112ZM137 259H141L142 261L137 260ZM146 259H148V261H146ZM165 259L167 260V262ZM168 259H169V262H168ZM180 259H183L184 261L180 260ZM213 259H215V260L213 261ZM254 259H257V261ZM259 259L261 260V263H260ZM93 260H94V262H93ZM118 260L120 262H118ZM209 260H210V262H209ZM243 260H244V262H243ZM126 261H128V262H126ZM150 261H151V263H150ZM176 261L174 264H178ZM194 261H196L197 263H194ZM233 261H235V262H233ZM239 261L240 262L242 261V262L239 263Z\"/></svg>", "mask_w": 264, "mask_h": 264}, {"label": "bare ground", "instance_id": "6f19581e", "mask_svg": "<svg viewBox=\"0 0 264 264\" xmlns=\"http://www.w3.org/2000/svg\"><path fill=\"white\" fill-rule=\"evenodd\" d=\"M149 1H150V0H149ZM160 1H161V0H160ZM173 1L179 2L180 0H173ZM181 1H184V0H181ZM186 1H187V0H186ZM191 1H192L193 4H194V5H193V4L191 5L192 2H190V5L193 6V9H194V10H199V11L201 12V14H199L198 12H196L197 14L195 15L194 18H200V17H201V19L208 18V20H209V19H210V21L212 20L211 22H213L214 26H216V25L218 24L219 27H220L221 29H222V28L224 29V33H222L223 31L221 32V30H220V28H218V26L216 27V31H215V28H214L213 24H212V27H211V28H214L213 30L215 31V33L217 32L216 34H218V31H219V30H220V33H219L220 36H222L221 34H224L223 36H224V39H225V40H223V39H221V40H217V39L215 38L217 41H219V42L221 41V44H222L223 41L225 42V44H226V43H227V44H232L233 40L235 39V38H232V34H234V29H236V30H235L236 32H235L234 35L238 34V32H239L240 30L243 29V28L240 27L241 29H240V30H237V27H239L240 24H243V22L241 23L240 20L242 21L243 17L252 16V14L255 15V13H252V12H256V15L258 14L257 16L255 15V16L258 18V20H257V21H258V24H252V25L250 24V25H251V28L255 29V27H259V28H257V29H259V30H261V31H264V30H263V25H264V0H229V1H226V2H223V3H220V2L216 3V0H215V2H212V1H210V0H196L195 3H194L195 0H194V1L191 0ZM218 1H220V0H218ZM151 2H152V1H151ZM151 2H150V3H151ZM154 2H155V1H154ZM156 2H158V1L156 0ZM164 2H165V0H164ZM166 2H168V0H166ZM166 2H165V3H166ZM170 2H172V0H171ZM176 2L173 3V4H175V6H176V4H177ZM221 2H222V0H221ZM144 3L147 4V2H144ZM148 3H149V2H148ZM150 3H149V4H150ZM159 3H160V2H159ZM165 3L162 2V5H164ZM181 3H182V2H181ZM185 3H186V8H188V6H187V5H188V1L185 2ZM146 4H145V5H146ZM149 4H148V5H149ZM160 4H161V3H160ZM166 4H167V3H166ZM166 4H165V5H166ZM173 4H172V5H173ZM182 4H184V2H183ZM182 4H180V6H181ZM154 5H155V3L153 4V6H154ZM156 5H157V4H156ZM156 5H155V6H156ZM170 5H171V3H170L169 5H166V6L169 8ZM178 5H179V4H178ZM184 5H185V4H184ZM190 5H189V6H190ZM155 6H154V7H155ZM166 6H163L164 9L162 8L164 11L166 10L165 12L168 11L167 9H165ZM175 6L173 5V7H172V6H171V7H172V8H175ZM180 6H179V7H180ZM191 6H190V7H191ZM154 7H153V8H154ZM156 7H157V6H156ZM158 7H159V6H158ZM158 7H157V8H158ZM161 7H162V6H161ZM171 7H170V8H171ZM176 7H177V6H176ZM151 8H152V6H151ZM151 8H150V9H151ZM155 9H156V8H154V11H156ZM181 9L184 10L185 7L183 6V8H181ZM181 9H180V11H179V8H177L176 13L178 12V13H177L178 15H179V13H180V15L182 14V13H181ZM188 9H189V8H188ZM188 9L182 11L184 15H185L186 13H188ZM190 9H191V8H190ZM190 9H189V15H187V17H189V16H190V13L192 12V11H190ZM127 10H128V9H127ZM133 10H134V9H133ZM148 10H149V9H148ZM169 10L171 11V9H169ZM172 10H174V9H172ZM164 11H162V12L164 13ZM185 11H187V12L184 13ZM159 12H160V11H159ZM168 12H169V11H168ZM173 12H175V11H172V13H173ZM149 13H150V12H149ZM169 13H171V12H169ZM169 13H168V14H169ZM151 14H153V12H152ZM160 14H161V13H160ZM160 14H159V16H160ZM166 14H167V13H166ZM192 14H193V12L191 13V16H192ZM194 14H195V13H194ZM163 15H164V14H163ZM169 15H170V14H169ZM171 15H173L174 17H176L175 14H171ZM198 15H201V16H198ZM202 15H203V16H202ZM147 16H148V15H147ZM154 16H155V15H154ZM165 16H166V15H165ZM173 16H171V17H173ZM181 16H183V15H181ZM191 16H190V17H191ZM167 17H169V16H167ZM171 17H169L168 19L166 18V19L170 21L171 19H173V18H171ZM177 17H178V16H177ZM177 17H176V18H177ZM183 17H184V16H183ZM183 17H181V18H183ZM187 17H185V18L187 19ZM190 17H189V18H190ZM124 18H125V17H124ZM157 18H158V14H157ZM163 18H164V17H163ZM176 18H174V19H176ZM161 19H162V18H161ZM164 19H165V18H164ZM186 19H182V20H186ZM201 19L198 20V24H202L201 22H202L203 20H201ZM114 20H115V19H114ZM114 20H112L113 23L116 22V23H118L119 25H121V27L126 28L127 23H126V26H125V24L123 23L122 20H120V21H114ZM123 20H124V19H123ZM125 20H126V19H125ZM157 20H158V19H157ZM159 20H160V19H159ZM159 20H158V21H159ZM178 20H179V19H178ZM180 20H181V19H180ZM205 20H206V19H205ZM208 20H207V21H208ZM237 20L240 22L239 24H238V22H237V23L235 22V21H237ZM249 20H250V19H249ZM112 21H111V22H112ZM121 21H122V22H121ZM158 21H157V22H158ZM160 21H161V20H160ZM165 21H166V20H165ZM194 21H197V20L195 19ZM210 21H209V23H210V25H211V22H210ZM253 21H254V20H253ZM124 22H125V21H124ZM155 22H156V21H155ZM155 22H154V23H155ZM161 22H162V21H161ZM170 22H171V21H170ZM175 22H176V20H175ZM177 22L179 23L180 21H177ZM192 22H193V21H192ZM199 22H200V23H199ZM204 22H205V21H204ZM214 22H215V23L217 22V24H215ZM234 22H235V24H234ZM159 23H160V22H159ZM159 23H157V25L155 24V25H156V27H155L156 31L158 30L157 27L159 26V25H158ZM164 23H165V22H164ZM167 23H168V22H166L165 24H167ZM196 23H197V22H196ZM196 23H195V24H196ZM205 23H206V22H205ZM251 23H252V21H251ZM146 24H147V23H146ZM151 24H153V23H151ZM175 24H176V23H175ZM181 24H182V21H181ZM183 24H184V23H183ZM195 24H194V25H195ZM1 25H2V24H1ZM119 25H118V26H119ZM162 25H163V23H162ZM162 25H160V26L163 27ZM177 25H178V24H177ZM189 25H190V24H189ZM234 25H238V26H234ZM247 25H249L248 22H247ZM250 25H249V27H250ZM3 26H4V24H3ZM3 26H2V27H3ZM7 26H8V25H7ZM164 26H165V25H164ZM166 26H168V25H166ZM169 26H170V25H169ZM172 26H173V25H172ZM174 26H175V25H174ZM174 26H173V27H174ZM196 26L198 27V26H200V25H197V24H196ZM202 26H203V25H202ZM204 26H206V25H204ZM204 26L202 27V29L204 28ZM121 27H120V28H121ZM149 27L152 28L153 26L151 25V26H149ZM170 27H171V26H170ZM176 27H179V26H176ZM197 27H196V29H197V31H198V28H199V27H198V28H197ZM207 27L209 28V25H208V24H207V26L203 29V31L205 30L204 32H206V33H205L206 35H207L208 30L210 29V28H209V29L207 30ZM242 27H243V26H242ZM244 27H245V26H244ZM114 28H115V27H114ZM163 28H164V27H163ZM163 28H162V29H163ZM168 28H169V27H167V29H168ZM194 28H195V27H194ZM246 28H247V30H248V27H246ZM246 28H244L243 30H245ZM121 29H122V28H121ZM153 29H154V27H153ZM159 29H160V27H159ZM167 29L165 28L164 31L167 30ZM170 29H171V28H170ZM179 29H180V28H179ZM182 29H184V25H183V28H182ZM186 29H187V28H186ZM199 29H200V28H199ZM202 29H201V30H202ZM218 29H219V30H218ZM223 29H222V30H223ZM238 29H239V28H238ZM147 30H150V29H147ZM151 30H152V29H151ZM177 30H178V28H177ZM188 30H189V29H188ZM206 30H207V31H206ZM213 30H212V31H213ZM250 30H251V29H249L248 32H249ZM152 31H153V30H152ZM156 31H153V34H154V32H156ZM160 31H162V30L160 29L158 32H160ZM170 31H171V30H170ZM172 31H173V30H172ZM186 31H187V30H186ZM193 31H194V29H193ZM212 31H211V32H212ZM214 31H213V32H214ZM251 31H252V30H251ZM256 31H257V30H256ZM150 32H151V31H150ZM178 32H179V30H178ZM213 32H212V33H213ZM248 32H247V31H244L245 34L248 33ZM164 33H165V32H163V34H164ZM169 33H170V32H169ZM173 33H175V31H174ZM173 33H172V34H173ZM176 33H177V32H176ZM181 33H182V32H181ZM194 33H195V32H194ZM209 33H210V30H209V32H208V35L211 34V33H210V34H209ZM215 33H213V34H214L213 36H214V37H216V36L218 37L219 35H216ZM241 33H242V31H241ZM249 33H250V32H249ZM155 34H156V33H155ZM177 34L179 35V33H177ZM186 34H187V33H186ZM198 34H200V31H199L198 33H196V35H198ZM141 35H142V34H141ZM169 35H170V34H169ZM187 35L189 36V35H190V32H189V34H187ZM191 35H192V32H191ZM196 35H195V36H196ZM206 35H205V36H206ZM208 35H207L206 38H208ZM211 35H212V34H211ZM215 35H216V36H215ZM248 35H249V34H248ZM250 35H252V34L250 33ZM128 36H129V35H128ZM161 36H164V35L161 34ZM170 36H171V35H170ZM172 36H173V35H172ZM172 36H171V42H172V38H173ZM195 36H194V37H195ZM220 36H219V37H220ZM151 37H152V36H151ZM164 37H165V36H164ZM178 37H181V36H178ZM194 37H192V38H194ZM197 37H198V36H197ZM199 37L202 38L201 35H200ZM238 37H239V36H238ZM241 37H242V36H241ZM243 37H244V38H243ZM243 37H242L243 40H245V35H244ZM153 38H154V37H153ZM167 38H169V36L166 37V39H167ZM210 38H212V37H210ZM210 38H208V39H210ZM222 38H223V37H222ZM150 39H151V38H150ZM154 39H155V38H154ZM163 39H165V38H162V40H163ZM177 39H178V38H177ZM177 39H176V42H177ZM188 39H189V37H187V40H188ZM194 39H196V38H194ZM218 39H219V38H218ZM236 39H237V37H236ZM240 39H241V38H240ZM136 40H137V39H136ZM160 40H161V39H160ZM173 40H174V39H173ZM180 40H181V38H180ZM183 40L185 41L184 36L182 37V42H184ZM191 40H192V39H190V40H188V41H190V42L193 43V41H191ZM204 40H205V39H204ZM210 40L213 42L212 39H210ZM243 40H242V41L238 40V41H240L239 44H241V42H244ZM246 40H247V42H250V40L252 41L251 38H250V39H247V38H246ZM246 40H245V43H247ZM248 40H249V41H248ZM254 40H255V39H253V41H254ZM256 40H257V39H256ZM137 41H138V40H137ZM154 41H155V40H154ZM158 41H159V40H158ZM178 41H179V40H178ZM188 41H187V42H188ZM195 41H196V40H195ZM200 41H201V40H200ZM207 41H208V40H207ZM207 41H206V43H207ZM217 41L214 40V42H213L215 48H216V46L219 44V43H216L217 45H215V42H217ZM234 41H235V40H234ZM138 42H139V41H138ZM144 42H145V41H144ZM146 42H147V41H146ZM161 42H162V41H161ZM161 42H160V43H161ZM164 42H165V41H164ZM166 42H167V40H166ZM166 42H165V43H166ZM169 42H170V41H169ZM173 42H174V41H173ZM179 42H180V41H179ZM196 42H197V41H196ZM150 43H151V42H150ZM155 43H157V42H155ZM180 43H181V42H180ZM192 43H191L190 45H192ZM199 43H201V42H199ZM202 43H203V42H202ZM202 43H201L200 45H202ZM209 43H210V41H209ZM209 43H207L206 46H207ZM137 44H139V43H137ZM145 44H147V43H145ZM145 44H144V45H145ZM148 44H149V43H148ZM153 44H154V43H153ZM153 44H152V45H153ZM157 44H159V43H157ZM166 44H167V43H166ZM170 44H172V43H170ZM183 44H184V43H183ZM183 44H181V45H183ZM193 44L196 45V43H193ZM204 44H205V43H204ZM210 44H212V43H210ZM223 44H224V43H223ZM223 44H222V45H223ZM225 44H224L223 46H225ZM227 44H226V45H227ZM243 44H244V43H243ZM251 44H252V43H251ZM256 44H257V43H256ZM144 45H143V46H144ZM159 45H160V44H159ZM172 45H173V44H172ZM174 45H175V43H174ZM222 45H221V47L223 48ZM237 45H238V43H237ZM244 45H245V44H244ZM244 45H243V48H244ZM247 45H248V44H247ZM249 45H250V44H249ZM135 46H136V45H135ZM140 46H142V44H141ZM143 46H142L141 48H145V47H143ZM148 46H149V45H148ZM164 46H165V44H163V47H164ZM177 46H178L179 48L182 47V46H180V44L177 45ZM203 46H204V45H203ZM211 46H212V45H211ZM227 46H229V45H227ZM227 46L224 47L223 49L220 48V47H219V48L222 49V50H226V49H229V48H227ZM230 46H231V45H230ZM233 46H234V44H233ZM233 46H232V47H233ZM258 46H259V45H258ZM262 46H263V45H261V47H262ZM155 47H156V45H155ZM161 47H162V46H161ZM161 47H160V48H161ZM166 47H168V46L166 45L164 48L167 49ZM169 47H171V46H169ZM169 47H168V48H169ZM186 47H187V46H186ZM193 47H195V46H192V49L189 48V51H187L188 48H186V52L191 53V51L194 50ZM197 47H198V46H197ZM209 47H210V45H209ZM212 47H213V46H212ZM212 47H211V48H212ZM232 47H231V48H232ZM237 47H238V46H237ZM237 47H236V50H237ZM241 47H242V45H241ZM251 47H253V48L255 47L256 51L260 50V48H259V49L256 48L255 45H254V46L251 45ZM171 48H172V47H171ZM176 48H177V47H176ZM204 48H205V47H204ZM225 48H226V49H225ZM233 48H234V47H233ZM249 48H250V47H249ZM136 49H139V48H136ZM172 49H173V48H172ZM181 49H182V48H181ZM197 49H200V48H197ZM201 49H202V48H201ZM201 49H200V50H201ZM207 49H208V48H207ZM216 49H218V47H217ZM220 49L218 50V52H219L218 54H219L220 56H219V55H218L217 57L215 56V58H218V57H220V58H221V57H222V58L225 57V58H226V55H228L229 53H230L229 55H231V50H230V52H228V51H229V50H228V51H227L228 54L226 53L225 56H221V54L223 55L225 52H222V51H221V54H220ZM244 49H245V48H244ZM262 49H263V47H262ZM133 50H134V49H133ZM148 50H149V49H148ZM161 50H162V49H161ZM163 50H164V49H163ZM167 50H169V49H167ZM175 50H176V49H175ZM178 50H179V49H178ZM190 50H191V51H190ZM204 50H205V49H204ZM204 50H203V51H204ZM214 50H215V49H214ZM214 50H212V51H214ZM233 50H234V49H233ZM240 50H241V49H240ZM245 50H246V49H245ZM248 50H249V49H248ZM248 50H247V51H248ZM251 50H252V48H251ZM151 51H152V50H151ZM156 51H157V50H156ZM158 51H160V50H158ZM164 51H165V50H164ZM171 51H173V50H171ZM176 51H177V50H176ZM195 51H196V49H195ZM210 51H211V50H210ZM210 51H209V52H210ZM243 51H244V50H243ZM243 51H242V52H243ZM252 51H253V50H252ZM254 51H255V50H254ZM256 51L253 52L254 55L257 54ZM140 52H141V51H140ZM143 52H145V51H143ZM154 52H155V51H154ZM179 52H181V51H179ZM193 52H194V51H193ZM197 52H199V51H197ZM197 52H196V54H197ZM201 52H202V51H201ZM201 52H200V54H199V53H198V54H199V55H202ZM238 52H239V49H238ZM260 52H261V51H259L258 53L260 54ZM160 53H161V52H160ZM162 53H163V52H162ZM165 53H166V52H165ZM169 53H170V51H169ZM172 53H173V52H172ZM176 53H177V52H176ZM176 53H175V54H176ZM183 53H184V52H183ZM202 53H203V52H202ZM216 53H217V50H216ZM236 53H237V52H236ZM248 53H249V52H248ZM261 53H262V52H261ZM263 53H264V52H263ZM155 54H156V53H155ZM194 54H195V53H194ZM194 54H192V55H194ZM198 54H197V55H198ZM205 54H206V52H205ZM205 54H204V55H205ZM239 54H240V53H239ZM244 54H247V53H244ZM253 54H252V55H253ZM259 54H258V55H259ZM146 55H147V54H146ZM159 55H160V54H159ZM164 55H165V54H164ZM181 55H182V54H181ZM204 55H203V56H204ZM206 55H207V54H206ZM229 55H228V56H229ZM241 55H242V53H241ZM248 55H250L251 58L254 57V56H251V53L248 54ZM258 55H257V56H258ZM263 55H264V54H263ZM152 56H153V54L151 55L150 58H152ZM171 56H172V55H170V56L167 57V58L170 60V59H171ZM176 56H178V55L176 54ZM182 56H183V55H182ZM185 56H187V55L184 53V56H183V57H185ZM190 56H191V55H190ZM203 56H202V57H203ZM210 56L212 57L213 54L210 55ZM228 56H227V57H228ZM231 56H238V54H237V55L233 54V55H231ZM231 56H229L228 58H230ZM242 56H243V55H242ZM242 56H239V57H242ZM160 57H162V56H160ZM172 57H173V56H172ZM194 57H195V56H194ZM196 57H197V56H196ZM198 57H199V56H198ZM200 57H201V56H200ZM202 57H201V58H202ZM206 57H207V56H206ZM213 57H214V56H213ZM213 57H212V58H213ZM244 57L247 58L246 56H244ZM250 57H248V58H250ZM263 57H264V56H263ZM141 58H142V57H141ZM147 58H148V57H147ZM157 58H158V57H157ZM164 58H165V57H162V59H164ZM176 58H177V57H176ZM212 58H211V59H212ZM220 58H218V59H220ZM225 58H224V59H225ZM235 58H236V57H235ZM260 58H261V57H260ZM173 59H174V58H173ZM173 59H171V61H168V60H167V61H168V62H171V63L173 62V64L175 65L176 63L174 62ZM177 59H178V58H177ZM188 59H189V58H188ZM188 59H187V60L184 59V60L187 62V61H189ZM190 59H191V57H190ZM224 59H223V60H224ZM237 59H238V58H237ZM241 59H242V58H241ZM252 59L255 61L256 59H259V58L254 57V58H252ZM141 60H143V62H144V59H141ZM150 60H151V59H149V61H150ZM152 60L155 62L157 59L155 60V59H154V56H153V59H152ZM159 60H160V59H159ZM172 60H173V61H172ZM196 60H198V59L196 58ZM202 60H204V59H202ZM205 60L207 61V59H205ZM205 60H204V62H206ZM208 60H209V59H208ZM213 60H214V59H213ZM225 60H227V59H225ZM164 61H166V60H164ZM178 61H179V60H178ZM182 61H183V60H182ZM185 61H184V63H185ZM191 61H193V59H192ZM191 61H190V62H191ZM194 61H195V60H194ZM194 61H193V63L196 64V61H195V62H194ZM211 61H212V60H211ZM214 61H215V60H214ZM214 61H213V62H214ZM227 61H228V60H227ZM240 61H241V60H240ZM248 61L251 62V60H249V59H248ZM248 61L245 62V63H248ZM147 62H148V61H147ZM150 62H151V61H150ZM160 62H161V61H159V62L157 61V63H160ZM201 62H202V61H201ZM201 62H200V63H201ZM204 62H203V63H204ZM207 62H208V61H207ZM219 62H221V60H220ZM233 62L236 63V59H235ZM260 62L262 63L263 61H261V59H260L259 63L257 62V64H256V62H255V66L257 65V66H256V70H257L258 67H260V68L262 67L261 65L259 66ZM140 63H141V62H140ZM162 63H165V64H166V62H163V60H162ZM162 63H160V65H161ZM182 63H183V62H182ZM193 63H192V65H193ZM203 63H201V64H199V65H200V66L203 65ZM209 63H210V66H211L212 68H215V67H213L215 64H214V65H211V62H209ZM228 63H231V62L228 61ZM243 63H244V62H243ZM251 63H252V62H251ZM253 63H254V62H253ZM253 63H252V65L254 66ZM263 63H264V62H263ZM263 63H262V64H263ZM138 64H139V63H138ZM144 64H145V62H144ZM165 64H164V66H165ZM204 64H205V63H204ZM218 64H219V63H217V65H218ZM233 64H234V63H233ZM158 65H159V64H158ZM167 65H169V63H167ZM197 65H198V64H197ZM199 65H198V67H199ZM220 65H221V63H220ZM220 65H219V66H220ZM224 65H225V63H224ZM227 65H228V64H227ZM248 65H249V64H247V66H245V67H247L246 69H249L250 66L248 67ZM250 65H251V64H250ZM263 65H264V64H263ZM152 66L155 67L156 64H155V65L153 64ZM152 66H151V67H152ZM162 66H163V65H162ZM171 66H172V64L170 65V67H171ZM180 66H182V64H181ZM184 66H185V64H184ZM186 66H187V65H186ZM195 66H196V65H194V67H195ZM215 66H216V65H215ZM219 66H217V67H219ZM253 66H252V69H253ZM149 67H150V66H149ZM158 67H159V66H158ZM170 67H169V68H170ZM172 67H173V68H176V70H177V65H176V67H174V66H172ZM172 67L170 68L171 71H172ZM182 67H183V66H182ZM190 67H191V66H190ZM190 67H189V68H190ZM192 67H193V66H192ZM205 67H206V64H205ZM211 67H209V70H210V71H211ZM223 67H224V66H223ZM223 67H222V70H223ZM229 67H230V64H229ZM234 67H238V68H239V66H236V65H235ZM159 68H160V67H159ZM159 68H158V69H159ZM161 68H162V67H161ZM164 68L167 69L168 67H164ZM186 68H187V67H186ZM199 68L201 69V67H199ZM224 68H227V69H228V66L226 67V65H225ZM232 68H233V65H232L231 68L228 69V71L231 70ZM238 68H236V69H238ZM242 68H243V65H242ZM150 69H152V68H150ZM166 69H165V71H166ZM182 69H183V68H182ZM182 69H181V70H182ZM190 69H191V68H190ZM193 69H195V68H193ZM197 69H198V68H196V71H197ZM200 69H198L197 72H200V71H199ZM202 69H203V68H202ZM220 69H221V68H220ZM239 69H240V68H239ZM254 69H255V68H254ZM262 69H263V68H262ZM262 69H260V70L262 71ZM161 70H162V69H161ZM176 70H175V71H176ZM186 70H187V72H188V69H186ZM215 70H216V69H215ZM234 70H235V69H234ZM260 70H259V68H258L257 72L260 71ZM155 71H156V70H154V73H155ZM159 71H160V70H159ZM167 71H168V69H167ZM167 71H166V72H167ZM179 71H180V70H179ZM183 71H185V70H182V72H183ZM201 71H202V70H201ZM203 71H204V70H203ZM203 71H202V72H203ZM210 71L206 70V72H209V73H210ZM224 71H227V70L224 69L223 72H224ZM237 71H238V70H237ZM237 71H236V75H239L240 73L237 74ZM250 71L252 72L251 69H250ZM253 71H254V74H253V73H251V74H253V75H257V74H256L257 72L255 73V70H253ZM261 71H260V74L262 73ZM161 72H162V71H161ZM182 72H181V73H182ZM185 72H186V71H185ZM185 72H184V73H185ZM189 72H190V71H189ZM194 72H195V71H194ZM194 72H193V73H194ZM197 72H195V73L198 75ZM204 72H205V71H204ZM218 72H219V74H220L221 71L218 69L217 73H218ZM223 72H222V73H223ZM229 72H230V71H229ZM233 72H235V71H233ZM239 72H240V70H239ZM244 72H245V71H244ZM144 73H145V72H144ZM167 73H168V72H167ZM167 73H165V74L167 75ZM172 73H174V72L172 71ZM225 73H226V72H225ZM245 73H246V72H245ZM147 74H148V73H147ZM151 74H152V71H151ZM151 74H150V75H151ZM159 74H162V73H159ZM163 74H164V73H163ZM170 74H171V72H170ZM174 74H175V73H174ZM186 74H187V73H186ZM188 74H189V73H188ZM200 74H201V73H200ZM213 74H214V73H213ZM227 74H228V73H227ZM229 74H231V72H230ZM232 74H233V73H232ZM232 74L229 75L228 77H231V76H233V75L236 76L235 74H233V75H232ZM242 74H243V73H242ZM249 74H250V72H249ZM249 74H248V72H247V75H248V76L246 75V77H250L251 75H249ZM260 74H259V76H260ZM262 74H263V73H262ZM150 75H149V76H150ZM154 75H156V73H155ZM154 75H153V76H154ZM168 75H169V74H168ZM168 75H167L166 78H164V77H165V75H164L163 79H165V80L168 81V82H167L168 85H171V84H169V83H170L169 81H171V80H168V79H167V78H168ZM171 75H172V74H171ZM190 75H192V74H189V76H190ZM197 75L194 74L195 77H197ZM203 75H204V73H203ZM206 75H207V74H206ZM211 75H212V74H211ZM211 75L208 74L207 76H211ZM216 75H218V74H216ZM223 75H224V74H223ZM139 76H140V75H139ZM153 76H152V77H153ZM160 76H161V75H160ZM172 76H173V75H172ZM174 76L177 77L176 74H175ZM182 76H183V74H182ZM184 76H185V75H184ZM186 76H187V75H186ZM192 76H193V75H192ZM192 76H191V77H192ZM199 76L202 77L201 75H199ZM207 76H205V77H207ZM213 76H215V75H213ZM220 76H221V75H220ZM225 76H226V74H225ZM225 76H223L224 79H220L218 76H216V77L219 78L220 80H225V81H222V83H221V84H223V82H225V87H226V84H228V88H226V91H227V89H231L232 92H234L233 94H236V93L238 92V93H237L238 95H237V94L234 95L235 97L237 96V97L235 98V100L237 99L236 102H237V104H238V100L240 99V98L238 99V96L241 95V91H237V92H236L235 86H236V88H239V87L237 86L238 83L235 84V83L237 82V81H236L237 79H234V77H233V79H234V81H233V79H232V77H231V81H233V82H230V80H228L229 78L226 76V77L228 78L227 81H229L228 83H226V78H225ZM259 76H258V77H259ZM152 77L150 78L151 80H152ZM170 77H171V76H169V79H171ZM221 77H222V76H221ZM239 77H240V76H239ZM241 77H242V76H241ZM252 77H253V76H252ZM252 77H251V79H252ZM254 77L256 78L257 76H254ZM261 77H264V76H261ZM261 77H260V78H261ZM148 78H149V77H148ZM178 78L180 79V75H179ZM182 78H184V77H182ZM185 78H186V77H185ZM188 78L191 79L190 77H188ZM214 78H215V77H214ZM255 78H254V79H255ZM150 79H149V80H150ZM160 79H162V76L160 77ZM163 79H162V80H163ZM198 79H199V78H198ZM202 79H203V78H202ZM208 79H210V78H208ZM219 79H218V80H219ZM246 79H247V78H246ZM251 79L249 78V80H251ZM261 79H262V78H261ZM145 80H146V79H145ZM162 80H161V81H162ZM165 80H164V81H165ZM183 80H185V79H183ZM193 80H194V78H193ZM195 80H197V78H196ZM195 80H194V81H195ZM200 80H201V78L199 79V81H200ZM211 80H212V78H211ZM216 80H217V79H216ZM216 80H215V81L212 80L211 82H215V85L217 84V85L220 86L219 83H220L221 81L218 83ZM247 80H248V79H247ZM146 81H147V80H146ZM155 81H156V79H155ZM187 81H190V80H187ZM191 81H192V80H191ZM202 81L204 82L203 84H205V86H206V85H207V87L209 86L208 83H206V80H205V81L202 80ZM240 81H241V80H240ZM251 81H253V80H251ZM255 81H256V80H255ZM162 82H163V81H162ZM173 82H174V80H173ZM181 82H182V81H181ZM181 82H180V83H181ZM184 82H185V81H184ZM184 82H182L181 84H183ZM208 82H209V81H208ZM211 82H210V83H211ZM234 82H235V83H234ZM238 82H239V80H238ZM242 82H243V80H242ZM246 82H247V81H246ZM253 82H254V81H253ZM164 83H165V82H164ZM164 83H162V84L165 85ZM176 83H177V81H176ZM186 83H187V82H186ZM194 83H196V82H193V83H192L193 86H195V87H192V86H191V88H198V87H196V85H194ZM231 83H232V84L234 83L235 86L233 85V86L231 87V85H232ZM240 83H241V82H240ZM249 83H252V82L249 81ZM257 83H258V80H257ZM136 84H137V83H136ZM138 84H139V83H138ZM155 84H156V83H155ZM172 84H173V83H172ZM188 84L190 85L189 82L187 83V86H188ZM196 84H197V83H196ZM201 84H202V83H201ZM229 84H230V87H231V88L229 87ZM242 84H243V83H242ZM242 84H240V85H242ZM244 84H245V83H244ZM253 84H254V83H253ZM173 85H174V84H173ZM184 85H185V84H184ZM184 85H182V86H184ZM217 85H216L217 88H216V87H215V88L218 89V92H219V86H217ZM250 85H251V84H250ZM154 86H155V85H154ZM187 86H185L184 88L182 87V88L185 89V91H187L186 88L188 89V87H189V86H188V87H187ZM210 86H212V85H210ZM210 86H209V87H210ZM221 86H222V85H221ZM223 86H224V85H223ZM258 86H259V85H258ZM138 87H139V86H138ZM161 87H162V86H161ZM177 87H178V89L180 88L178 84H177ZM201 87H203V85H201ZM209 87H208V88H209ZM139 88H141V86H140ZM154 88H155V87H154ZM158 88H159V86H158ZM172 88H173V90L176 89L174 86H172ZM172 88H169V87H168L169 90L172 89ZM205 88H206V87H205ZM208 88H207V89H208ZM212 88H213V86H212L210 89H208V90H210V91H209L210 93L213 92V91H211ZM215 88H214V91H215ZM222 88H223V87H222ZM222 88H221V89H222ZM232 88H234L235 90H233ZM241 88H243V87H240L239 89L241 90ZM256 88H257V87H256ZM141 89H142V88H141ZM159 89H160V88H159ZM159 89H158V92H159ZM161 89H162V88H161ZM183 89H182V90H183ZM207 89H206V90H207ZM173 90H171V92H172ZM188 90H189V89H188ZM195 90H196V89H195ZM201 90H202V88H200L199 91H201ZM206 90H205V91H206ZM222 90H223V89H222ZM244 90L247 91L248 88H247V90H246V88H244ZM253 90H254V89H253ZM162 91H163V89H162ZM176 91H177V90H176ZM176 91L174 92V94L176 93ZM224 91H225V89H224ZM245 91H244V92H245ZM142 92H143V90H142ZM164 92H165V91H164ZM177 92H178V91H177ZM182 92H183L182 94H183V97H184V91H182ZM189 92H192V90H190ZM195 92H196V91H195ZM203 92H204V91H203ZM207 92H208V91H207ZM207 92H206V93H207ZM209 92H208V94H209V96H210L211 94H210ZM218 92L216 91L215 93H217L218 96H219L220 94H219ZM220 92H221V91H220ZM227 92H228V91H227ZM235 92H236V93H235ZM239 92H240V93H239ZM249 92H250V90H249ZM160 93H161V92H160ZM165 93H166V92H165ZM178 93H179V92H178ZM185 93H187V92H185ZM206 93L204 92L203 95L205 96ZM215 93H214V94H215ZM229 93H230V90H229ZM247 93H248V92H245V96H248V95H249V94L246 95ZM251 93H253V92H250V94H251ZM260 93H261V92H260ZM260 93H259V94H260ZM187 94H188V93H187ZM191 94L194 95V93H191ZM196 94H197V93H196ZM221 94H222V93H221ZM224 94H225V93H224ZM233 94L229 95V94L227 93V94H225V95H228V96L231 97ZM243 94H244V93L242 92V95H243ZM171 95H172V93L170 94V96H171ZM176 95H177V94H176ZM178 95H179V94H178ZM178 95H177V96H178ZM188 95H189V94H188ZM193 95H191L192 98H195L196 100L193 99V100L191 101L192 104H191L189 101H187L188 99L191 98L190 95H189L190 97L187 96L188 99H186V100H183V99H182V100H183L184 102L186 101L187 103H190L191 105H194V104H195V103L193 104V101H195V102L197 101L196 105H197V106H198V105L201 106V103L197 100L198 97H197L196 95H194L195 97H193ZM212 95H213V94H212ZM225 95H224V96H225ZM242 95H241V96H242ZM261 95H262V94H261ZM159 96H160V95H159ZM161 96H162V95H161ZM161 96H160V98H161ZM165 96H166V95H165ZM209 96H208V97H209ZM221 96L223 97V95H221ZM228 96H227V97H228ZM241 96H240V97H241ZM245 96H242V97L245 98ZM252 96H253V95H252ZM150 97H151V96H150ZM180 97L182 98L181 93H180ZM180 97H178V98L176 97V98H175V100H176V101L178 100V101L176 102V104L173 103L174 105H177V103H180V101H179V100H181ZM206 97H207V96H206ZM206 97H204L205 100L208 98V97H207V98H206ZM210 97H211V101H213V100H212V96H210ZM216 97H217V96H216ZM227 97H225V98H227ZM248 97H249V96H248ZM254 97H255L256 99H255V100L251 99V101L253 100L252 102H254V101H256V100L258 99V96L256 97V95H255ZM254 97H253V98H254ZM162 98H163V97H162ZM184 98H185V97H184ZM199 99H200V101L202 102V98L200 97ZM213 99H214V98H213ZM217 99H218V97H217ZM230 99H231V98H230ZM232 99L234 100L233 97H232ZM232 99H231V100H232ZM241 99H243V98H241ZM246 99H247V97H246ZM260 99H261V97H260ZM149 100H150V99H149ZM155 100H156V99H155ZM161 100H162V99H161ZM169 100H171V99H169ZM169 100H168V101H169ZM205 100L203 101L204 103H206ZM220 100H223V99L221 98ZM220 100H219V101H220ZM228 100H229V99H228ZM235 100H234V101H235ZM165 101H166V100H165ZM183 101H182V102H183ZM216 101H217V100H216ZM229 101H230V100H229ZM240 101H241V102L244 101V104H245V100H244V99H243V101H242V100H239V102H240ZM248 101H249V100H248ZM152 102H153V101H152ZM184 102H183V103H184ZM186 102H185V104H187ZM203 102H202V103H203ZM222 102H223V104L226 102V103H225L226 105H228V103H229V102H227V100H226L225 102H224V101H221V103H222ZM231 102H233V101H231ZM241 102H240V103H241ZM258 102H261V101H258ZM198 103H199V104H198ZM204 103H203V104H204ZM208 103H209V102H207V104H208ZM217 103H218V102H217ZM221 103H220V105H221ZM240 103H239L238 105H240ZM263 103H264V102H263ZM153 104H154V103H153ZM156 104H157V103H156ZM159 104H160V103H159ZM207 104H206V107H207ZM212 104H213V103H212ZM232 104H234V106H235L236 103H232ZM244 104H242V105H244ZM254 104H257V102H256V103H255V102L252 103V105H254ZM154 105H155V104H154ZM171 105H172V104H171ZM180 105H181V103H180ZM180 105H179V107H180ZM191 105H190V107H186V108H188V109L190 108V110H191V109L194 107V106H193V107L191 108ZM213 105H214V104H213ZM213 105H212V106H213ZM230 105H231V104H230ZM230 105H228V106H226V107H229ZM242 105H240V108H241ZM249 105H250V104L247 103V107H246V104H245L244 106H245L246 108H248ZM261 105H263V104L261 103ZM157 106H158V105H157ZM186 106H189V105H186ZM209 106H211L210 103H209ZM218 106H219V105H217V107H218ZM222 106H225V105H222ZM234 106H233V107H234ZM244 106H242V107H244ZM254 106H255V105H254ZM153 107H154V106H153ZM165 107H166V106H165ZM167 107H168V106H167ZM171 107H173V106H171ZM176 107H178V106H176ZM181 107H184V106L181 105ZM181 107H180V108H181ZM213 107H214V106H213ZM219 107H220V106H219ZM226 107H225V108H226ZM233 107H232V108H233ZM238 107H239V106H238ZM238 107H237V108H238ZM249 107H250V106H249ZM255 107H256V106H255ZM148 108H150V107H148ZM157 108H161V107H157ZM169 108H170V107H169ZM180 108H179V109H180ZM198 108H199V107H198ZM211 108H212V107H211ZM215 108H216V107H215ZM232 108H231V109H232ZM234 108H235V107H234ZM234 108H233V109H234ZM251 108H253V106H252ZM251 108L248 109V110H249L248 112L245 111L246 114L249 113V112H251L250 119H251V118H255L254 114L252 115V111H253V110H251ZM259 108H260V107H259ZM164 109H165V110H164L165 113L163 112V114L167 115L166 112L168 113L169 110L166 111V109H168V108H164ZM182 109H183V108H182ZM182 109H181V110H182ZM205 109H206V108H205ZM212 109H213V108H212ZM212 109L209 108V109H206V110L209 111V110H212ZM227 109H228V108H227ZM229 109H230V108H229ZM229 109H228V111H226V109H225V111H223L224 109L221 108V110H220V108H219V110L216 109V113L219 114L218 111H223V113H225L224 115H226V114H228ZM243 109H244V108H242L241 110H243ZM257 109H258V107H257ZM148 110H149V109H148ZM154 110H155V109H154ZM157 110H159V109H157ZM173 110H174V108L172 109V111H173ZM177 110H178V109H177ZM193 110L195 111V109H193ZM201 110H204V109H203V108H202V109L200 108V111H201ZM217 110H218V111H217ZM236 110L238 111V109H236V108H235L233 111H236ZM245 110H247V109H245ZM255 110H256V109H254V111H255ZM262 110H263V106H262L261 111H257V112H262ZM172 111H171V112H172ZM175 111H176V110H175ZM175 111H174V112H175ZM185 111H186V110H185ZM188 111H189V110H188ZM194 111H193V112H194ZM207 111H206V112H207ZM243 111H244V110H243ZM153 112H154V111H153ZM158 112H159V111H158ZM177 112H178V111H176V113H175L176 116L178 115ZM190 112H191V114H193L192 111H190ZM197 112H198V111H197ZM263 112H264V111H263ZM263 112H262V113H263ZM145 113H146V112H145ZM150 113H151V112H150ZM159 113H160V112H159ZM172 113H173V112H172ZM172 113L169 112V113H168L169 116H170L171 118L177 120V117H175V115H174V116H173V115H170V114H172ZM178 113L180 114V112H178ZM181 113H183V115H186L187 112H185V114H184V112H181ZM199 113H200V112H199ZM203 113H204V112H203ZM209 113H212V114H213V111H210ZM214 113H215V112H214ZM223 113H222V114H223ZM243 113H244V112H243ZM243 113H242V114H243ZM254 113L257 114V116H258V113H256V112H254ZM140 114H143L142 111H141ZM153 114H155V113H153ZM153 114H152V115H153ZM157 114H158V113H157ZM163 114H162V116H163ZM206 114H207V113H206ZM212 114H210V115H211V118H212ZM222 114H219V115L221 116ZM233 114H234V113H233ZM238 114H239V112H238ZM242 114H239V115H242ZM244 114H245V113H244ZM246 114H245V115H246ZM259 114H261V113H259ZM145 115H146V114H144L143 116H145ZM165 115H164V116H165ZM188 115H190V114H188ZM188 115H187V117H188ZM198 115H199V114H198ZM203 115H204V114H203ZM229 115H231V117H233L232 114H229ZM245 115H242L241 117L244 118ZM248 115H249V114H248ZM263 115H264V114H263ZM164 116H163V117H164ZM169 116L167 115V117H169ZM172 116H173V117H172ZM178 116H179V115H178ZM190 116H192V115H190ZM193 116H194V115H193ZM205 116H206V115H205ZM205 116H204V120H205ZM207 116H208V115H207ZM213 116H214V117H213L212 119L215 118L216 114H214ZM234 116H236V115H234ZM253 116H254V117H253ZM151 117H152V116H151ZM170 117H169V118H170ZM174 117H175V118H174ZM187 117H186V119H188ZM194 117H195V116H194ZM200 117H201V116H199V118H200ZM209 117H210V116H208V119H209ZM217 117H218V116H217ZM237 117H239V116L237 115ZM141 118H142V117H140V119H141ZM157 118H158V117H157ZM161 118H162V117H161ZM161 118H160V119H161ZM165 118H166V116H165ZM171 118H170V119H171ZM189 118H190V120H191V117H189ZM192 118H193V117H192ZM197 118H198V117H197ZM199 118H198V121H200L201 119L203 120V117H201L200 120H199ZM211 118H210V119H211ZM225 118H227L226 120L229 121V122L232 121V120H229V119H228V118H230V116H229V117L225 116ZM225 118H224V119H225ZM233 118H234V117H233ZM248 118H249V117H248ZM166 119H167V118H166ZM179 119H180V121H181L182 118H179ZM186 119L183 120V121L186 122ZM210 119L208 120V121H209V124H210ZM212 119H211V121H212ZM216 119H217V118H216ZM218 119H219V118H218ZM218 119H217V120H218ZM231 119H232V118H231ZM235 119H239V118H235ZM241 119H242V118H241ZM261 119H262V117H261ZM261 119H256V121L258 122V120H261ZM141 120H142V119H141ZM161 120H162V119H161ZM161 120H160V121H161ZM175 120H174V121H175ZM192 120H193V119H192ZM192 120H191V121H192ZM214 120H215V119H214ZM214 120H213V121H214ZM217 120H215V121H217ZM244 120L247 121V116H246V118H245ZM252 120H254V123H256V125H257V122H255V119H252ZM157 121H158V120H157ZM168 121H169V120H168ZM171 121H172V119L169 121L170 124L172 123ZM174 121H173V122H174ZM180 121H177V122L175 121V123H177L178 125H181V128H182V126H184L185 124H182ZM187 121H188V120H187ZM219 121L222 123V120H221V119H220ZM235 121H236V120H233V123H231V122H230V123H231V124H236ZM241 121H242V120H241ZM249 121H250V120H249ZM142 122H143V121H142ZM146 122H147V121H146ZM153 122H154V121H153ZM153 122H152V124H153ZM155 122H156V121H155ZM155 122H154V124H155ZM163 122H164V121H163ZM163 122L161 121L162 125L159 123V125H161L162 127H164V126H163V125H164ZM166 122H167V121H166ZM178 122H180V123H178ZM195 122H196V121H195ZM203 122H204V121H203ZM205 122H206V121H205ZM217 122H218V121H217ZM217 122H216V124H218ZM220 122H219V123H220ZM229 122H228V123H229ZM239 122H240V121H239ZM252 122H253V121H252ZM252 122H250V126H251V123H252ZM148 123H149V121H148ZM183 123H184V122H183ZM186 123H187V122H186ZM188 123H189V121H188ZM191 123H192V122H191ZM201 123H202V122H201ZM230 123H229V124H230ZM237 123H238V120H237ZM243 123H244V122H242V123L240 122L241 126H242ZM165 124H166V123H165ZM167 124H168V123H167ZM170 124H168L166 127H168ZM204 124H205V123H204ZM204 124H203V125H204ZM206 124H207V123H206ZM211 124H212V122H211ZM213 124H214V123H213ZM216 124H214V126H212V125H210V126H212L213 128H214V127L217 128V127H216V126H217ZM231 124H230V127H232ZM240 124H238V125H240ZM245 124H246V123H245ZM173 125H174V123H172V128H174V126H175L176 124H175L174 126H173ZM187 125H188V124H187ZM195 125H196V123H194L193 126L195 127ZM203 125H202V126H203ZM207 125H208V124H207ZM207 125H204V126H207ZM215 125H216V126H215ZM220 125H221V124H220ZM220 125H219V126H220ZM247 125H249L248 122H247ZM190 126H191V125H189V128H188V126H186V127H187L188 129H190ZM219 126H218V128H217V130H220V131H218V137H222L221 134H220L222 128H219ZM222 126H224V125H222ZM236 126H237V125H236ZM259 126H261V123H260ZM151 127H152V126H151ZM153 127H154V126H153ZM155 127H156V126H155ZM169 127H170L169 130L172 132V130H171V129H172V128H171V125H170ZM175 127H176V126H175ZM184 127H185V126H184ZM207 127H209V126H207ZM207 127H205V129H207ZM212 127H209V128L212 129ZM220 127H221V126H220ZM224 127H225V126H224ZM228 127H229V125H228ZM243 127H247V126L244 125ZM263 127H264V126H263ZM263 127H262V129H263ZM156 128H157V127H156ZM156 128H154V129L156 130ZM158 128H160V126H158ZM158 128H157V131H158ZM176 128H177V127H176ZM178 128H179V127H178ZM197 128H198V127H197ZM197 128H196V130H197ZM232 128H233V127H232ZM232 128H230V129H232ZM235 128H236V127H235ZM238 128L241 129V127H239V126H238ZM247 128H248V127H247ZM247 128H242V129L247 130ZM254 128H257V127H254ZM254 128H253L252 130H253V131H256V130H254ZM152 129H153V128H152ZM161 129L164 131V128H161ZM161 129H159V130H161ZM192 129H193V128H192ZM192 129H191V130H192ZM194 129H195V128H194ZM199 129H200V128H199ZM201 129H202V128H201ZM201 129H200V130H201ZM226 129H227V128H226ZM228 129H229V128H228ZM233 129H234V128H233ZM240 129H239V130H240ZM166 130H167V128H166ZM173 130H174V129H173ZM186 130H187V129H186ZM215 130H216V129H215ZM224 130H225V128H224ZM234 130H235V129H234ZM237 130H238V129H236V131H237ZM244 130H243V131H244ZM252 130H251V131H252ZM163 131H160V133L163 132ZM177 131H178V130H177ZM192 131H193V130H192ZM192 131H191V132H192ZM204 131H205V130H204ZM210 131H212V130H210ZM228 131H229V130H228ZM232 131H233V130H231V132H232ZM248 131H249V130H247L246 132H248ZM257 131L260 132V128H259ZM155 132H156V131H154V133H155ZM167 132H168V131H167ZM171 132H170V133H171ZM175 132H176V131H175ZM175 132H174V133H175ZM206 132H207V131H206ZM215 132H216V131H215ZM238 132H239V131H238ZM246 132H244V133H246ZM249 132H250V131H249ZM249 132H248V133H249ZM163 133H164V132H163ZM165 133H166V132H165ZM165 133H164V134H165ZM177 133H178V132H177ZM194 133H196V132H194ZM203 133H204V132H203ZM222 133H223V132H222ZM226 133H229V132H226ZM168 134H169V132H168ZM206 134H207V133H206ZM211 134H212V132H211ZM211 134H210V135H211ZM214 134L216 135V133H214ZM214 134H213V136H215ZM219 134H220V136H219ZM224 134H225V131H224ZM232 134H233V133H232ZM238 134H239V133H238ZM242 134H243V133H242ZM250 134H251V133H249L248 136H249ZM257 134H258V132H257ZM257 134H255L256 137H257ZM261 134L264 135L263 133H261ZM162 135H163V134H162ZM171 135H173V133H171ZM200 135H201V134H200ZM204 135H205V134H204ZM207 135H209V134H207ZM228 135H229V134H228ZM228 135H226V136H228ZM235 135H237V134H235V132H234V134L232 135L233 138L235 137ZM251 135H252V134H251ZM251 135H250L249 137H250V138L254 137V140H255L256 137H255L254 135H253V136H251ZM262 135H261V136H262ZM154 136L156 137V135H154ZM160 136H161V135H160ZM164 136H165V135H164ZM168 136H169V135H168ZM205 136H206V135H205ZM211 136H212V135H211ZM213 136L210 137V138L214 139ZM232 136H228V139H229L230 137L232 138ZM245 136H246V134H245ZM245 136H244V134H243V137H245ZM258 136H259V134H258ZM137 137H138V136H137ZM166 137H167V135H166ZM170 137H171V136H170ZM194 137H195V136H194ZM203 137H204V136H203ZM203 137H202V138H203ZM216 137H217V136H216ZM216 137H215V139L217 140ZM224 137H225V135H224ZM236 137H237V136H236ZM238 137H239V135H238ZM240 137H241V135H240ZM152 138H153V136H152ZM167 138H168V137H167ZM167 138H166V140H167ZM171 138H172V137H171ZM174 138H176V136H174ZM198 138H199V137H198ZM200 138H201V137H200ZM233 138H232V139H233ZM257 138H258V137H257ZM261 138H262V137H261ZM160 139H162V136L160 137ZM163 139L165 140V137H164ZM169 139H170V138H169ZM215 139H214V140H215ZM243 139H244V140L247 139V136H246V138H243ZM262 139H263V138H262ZM152 140H154V139H152ZM155 140H157V139H155ZM170 140H171V139H170ZM172 140H174V139L172 138ZM172 140H171V141H172ZM202 140L205 141V140H206V137H205V140H204V139H202ZM202 140H201V141H202ZM219 140H220V138H219ZM224 140H226V139H224ZM230 140H231V139H229V141L227 140V141H224V142H231ZM233 140H235V141H239V142H240L241 139H240V140H239V139L236 140V138H234ZM244 140H243V141H244ZM263 140H264V139H263ZM174 141H175V140H174ZM174 141H172V142L175 144L174 146L177 147V145H176V143H175ZM209 141H210V140H209ZM241 141H242V140H241ZM250 141H251V140H250ZM257 141H258V140H257ZM151 142H152V141H151ZM154 142H155V141H154ZM163 142H164V141H163ZM167 142H169V141H167ZM195 142H196V141H195ZM207 142H208V141H207ZM210 142H211V141H210ZM215 142H216V141H215ZM217 142H218V140H217ZM224 142H223V143H224ZM232 142H234V141H232ZM239 142H237L238 144H237L236 142H235V143H236L237 145H239V146H240V144L242 145V143L239 144ZM248 142H249V140H248ZM248 142H246V143H248ZM253 142H254V141H253V138H252V143H253ZM156 143H157V141H156ZM156 143H155V144H156ZM158 143H159V142H158ZM158 143H157V144H158ZM204 143H205V142H204ZM211 143H212V142H211ZM235 143H234V144H235ZM252 143H250V144L252 145V148H253V146H254V144H255L256 142H254V144H252ZM150 144H151V143H150ZM163 144H164V143H163ZM207 144H208V143H207ZM209 144H210V143H209ZM212 144H214V143H212ZM229 144H230V143H229ZM229 144H228V146H229ZM231 144H232V143H231ZM231 144H230V146H231ZM256 144H257V143H256ZM258 144H259V141H258ZM260 144H261V147L263 148V144H264V143H262V141H261ZM152 145H153V144H152ZM165 145H166V144H165ZM210 145H211V144H210ZM222 145H223V144H222ZM246 145L248 146L249 144H246ZM155 146H156V145H155ZM171 146H172V147H169L170 149L173 148V145H171ZM191 146H192V145H191ZM216 146H217V145H216ZM218 146H219V145H218ZM223 146H224V145H223ZM223 146H222V148H225V146H224V147H223ZM226 146H227V144H226ZM230 146H229V147H230ZM235 146H236V145H235ZM242 146H243V145H242ZM242 146H240V148H241ZM244 146H245V145H244ZM247 146H246V147H247ZM258 146H259V145H258ZM160 147H161V146H160ZM160 147H159V148H160ZM165 147H166V146H165ZM176 147H174V148L176 149ZM200 147H201V146H200ZM229 147H228V148H229ZM231 147H232V146H231ZM231 147H230V148H231ZM249 147H250V146H249ZM249 147H248V148H249ZM254 147H256V145H255ZM259 147H260V146H259ZM150 148H151V146H150ZM153 148H154V147H153ZM159 148H158V149H159ZM163 148H164V147H163ZM167 148H168V146H167ZM169 148L167 149V151L170 150ZM181 148H182V147H181ZM216 148H217V147H216ZM219 148H220V147H219ZM230 148H229V149H230ZM252 148H249V149L252 150ZM154 149H155V148H154ZM203 149H204V148H203ZM209 149H210V148H209ZM229 149H226L227 152H229V151L231 150V149H230V150H229ZM233 149H234V148H233ZM235 149H236V147H235ZM243 149H244V148H242V150H243ZM256 149H257V147H256ZM258 149H259V148H258ZM258 149H257V150H258ZM182 150H183V149H182ZM206 150H208V149H206ZM236 150H238V151H236V152H238V154H239V148H238V146H237V149H236ZM246 150H247V149H246ZM250 150H249V154H250ZM254 150H255V149H254ZM257 150H256V152H258ZM263 150H264V149H263ZM140 151H141V150H140ZM155 151H156V149H155ZM163 151H165V150L162 149V152H163ZM167 151H166L165 154L169 156V154H167V153H169V152H167ZM171 151H172V149H171ZM184 151H185V150H184ZM221 151H223V150H221ZM243 151H244V150H243ZM243 151H242V153H244ZM146 152H147V151H146ZM189 152H190V151H189ZM215 152H217V150L214 151V154H215ZM225 152H226V151H225ZM227 152H226V155H227ZM236 152H235V154H236ZM240 152H241V151H240ZM245 152H246V151H245ZM247 152H248V151H247ZM254 152H255V151H253V153H254ZM256 152H255V153H256ZM260 152H261V154H262L261 148H260L259 153H260ZM148 153H149V152H148ZM163 153H164V152H163ZM174 153L176 154V153H178V151L176 152V150H175ZM174 153H173V154L171 153V156H172V155L175 156ZM194 153H195V151H194ZM196 153H197V152H196ZM201 153H202V152H201ZM209 153H211L210 150H209ZM178 154H180V153H178ZM178 154H176V155H178ZM187 154H188V153H187ZM217 154H220V153H217ZM221 154H222V153H221ZM221 154H220V156H219V155H217V156H218L219 158L225 156V155L221 156ZM244 154H245V153H244ZM249 154H248V155H249ZM166 155H165V156H166ZM180 155H181V154H180ZM195 155H196V154H195ZM197 155H198V154H197ZM206 155H207V154H206ZM230 155H231V153H229V157L232 158L234 154L232 153V155H231V156H230ZM246 155H247V154H246ZM263 155H264V152H263ZM187 156H188V155H187ZM187 156H186V157H187ZM198 156H199V155H198ZM200 156H201V154H200ZM204 156H205V155H204ZM204 156H203V157H204ZM212 156H213V154H212ZM237 156H238V155H237ZM237 156H235V157H237ZM239 156H240V154H239ZM257 156H258V155H257ZM260 156H261V155H260ZM152 157H153V156H152ZM176 157H177V156H175L174 159H175ZM192 157H193V156H192ZM203 157L201 156V158H203ZM235 157H233V160H234ZM240 157H241V156H240ZM245 157H246V156H245ZM253 157H254V156H253ZM165 158H166V157H165ZM167 158H168V157H167ZM177 158H178V157H177ZM180 158H181V156H180ZM198 158H199V157H198ZM224 158H225V157H224ZM261 158H262V157H261ZM169 159H170V157H169ZM169 159H168V161H169ZM196 159H197V158H196ZM203 159H204V158H203ZM214 159H218V158H216V156H215ZM237 159H238V158H237ZM237 159H235V161H236ZM256 159H257V158H256ZM162 160H163V158H162ZM175 160H176V159H175ZM177 160H178V159H177ZM188 160H189V159H188ZM190 160H193V158L190 159ZM200 160H201V159H200ZM205 160H206V159H205ZM218 160H219V159H218ZM227 160H229V159L226 157V162H227ZM240 160H241V159H240ZM250 160H251V159H250ZM163 161L165 162L166 160L164 159ZM181 161H182V159H180V161H179V160L176 161L175 164H176L177 162H179V164H180ZM184 161H185V160H184ZM206 161H207V160H206ZM206 161H205V162H206ZM248 161H249V160H248ZM251 161H252V160H251ZM257 161H258V159H257ZM263 161H264V158H263ZM166 162H167V161H166ZM201 162H202V161H201ZM203 162H204V161H203ZM203 162H202V163H203ZM224 162H225V161H224ZM230 162H231V161H230ZM239 162H240V161H239ZM196 163H197V162H196ZM214 163H215V162H214ZM227 163H228V162H227ZM234 163H235V162H234ZM250 163H251V162H250ZM258 163H259V162H256V161H255V164H257V166L255 165L256 167H258ZM261 163H262V162H261ZM261 163H259V165H260ZM162 164H163V162H162ZM166 164H167V163H166ZM171 164H172V163H171ZM181 164H182V163H181ZM181 164H180V166H178V167H181V166H182ZM199 164H200V163H199ZM207 164H208V163H207ZM209 164H210V163H209ZM209 164H208V165H209ZM211 164H212V163H211ZM240 164H241V163H240ZM240 164H238V165H240ZM168 165H169V164H168ZM168 165H167V166H168ZM177 165H178V164H177ZM177 165H176V167H177ZM183 165H184V164H183ZM187 165H188V164H186V166H187ZM195 165H196V164H195ZM212 165H213V164H212ZM224 165H225V164H224ZM226 165H227V164H226ZM229 165H232V164H229ZM242 165H243V164H242ZM163 166H164V165H163ZM163 166H160V167H163ZM167 166H166V169H164V171L167 170V168H170L169 166H171V165H169L168 167H167ZM192 166H193V165H192ZM196 166H199V165H196ZM202 166H204V165H202ZM213 166L215 167V165H213ZM220 166H221V165H220ZM164 167H165V166H164ZM189 167H191V165H189ZM199 167H200V166H199ZM206 167H207V166H206ZM206 167H205V168H206ZM221 167H222V166H221ZM225 167L228 168V165L225 166ZM229 167H230V166H229ZM233 167H234V166H233ZM235 167H236V165H235ZM260 167H261V165H260ZM262 167H263V166H262ZM187 168H188V166H187ZM192 168H193V167H192ZM201 168H202V167H201ZM207 168H208V167H207ZM223 168H224V167H223ZM159 169H160V168H159ZM177 169H180V168H176V170H177ZM189 169H190V168H189ZM218 169L220 170L219 167H218ZM257 169H258V168H257ZM160 170H162V168H161ZM173 170H175V168H173ZM181 170H182V167H181L180 171H181ZM191 170H192V169H191ZM208 170H209V169H208ZM216 170H217V169H216ZM224 170H225V169H224ZM224 170H223V171H224ZM235 170H236V169H235ZM239 170H240V169H239ZM258 170H259V169H258ZM171 171H172V170H171ZM171 171H170V174H171ZM180 171H177V172H179L180 175L182 176V172H180ZM182 171H184V170H182ZM186 171H187V170H186ZM204 171H205V170H204ZM210 171H212V170H210ZM221 171H222V170H221ZM232 171H234V170H232ZM253 171H255V170H253ZM190 172H191V171H190ZM190 172H189V173H190ZM195 172H197V170H196ZM208 172H209V171H208ZM208 172H207V174L209 175ZM212 172H213V171H212ZM212 172H210V173H212ZM216 172H220V171H216ZM228 172H229V171H228ZM147 173H148V172H147ZM156 173H157V172H156ZM156 173H155V174H156ZM159 173H161V172L159 171ZM167 173H169V171H166V174H167ZM174 173H176V172L174 171ZM179 173H178V174H179ZM186 173H187V172H186ZM205 173H206V172H205ZM213 173L215 174V172H213ZM222 173H223V172H222ZM233 173H234V172H233ZM233 173H228V174L230 175V174H233ZM162 174H163V173H162ZM170 174H169V175H170ZM172 174H173V173H172ZM172 174H171V176L175 177V176L172 175ZM187 174H188V173H187ZM192 174H193V172H192ZM194 174L196 175L197 173H194ZM194 174H193V175H194ZM224 174H226V171H224ZM224 174H223V175H224ZM237 174H238V173H237ZM176 175H177V173H176ZM180 175H177V176H178V180H179V178H180V177H179ZM183 175H184V173H183ZM211 175H212V174H211ZM211 175H209V176H211ZM216 175L218 176V174H215V176H216ZM223 175H222V176H223ZM159 176H161V175L159 174ZM213 176H214V175H213ZM213 176H212V177H213ZM227 176H228V175H226L225 177H227ZM232 176H233V175H231L230 177H232ZM196 177H197V176H196ZM201 177H202V175H201ZM225 177H222V178H221V177L219 176V178H221V180H225ZM230 177H229V179H230ZM152 178H153V177H152ZM152 178H151V179H152ZM154 178H155V177H154ZM156 178H157V177H156ZM170 178H171V177H170ZM170 178H169V179H170ZM175 178H176V180H177V177H175ZM181 178H182V177H181ZM187 178H188V177H187ZM192 178H193V177H192ZM194 178H195V177H194ZM203 178H204V177H203ZM203 178H202V179H203ZM260 178H261V177H260ZM157 179H158V178H157ZM183 179H185V178H183ZM197 179H198V178H197ZM206 179H207V178H206ZM215 179H216V178H215ZM229 179L227 178V180L224 182V184H225ZM234 179H236V178H234ZM252 179H253V177H252ZM153 180H154V179H153ZM193 180H194V179H193ZM195 180H196V179H195ZM198 180H199V179H198ZM212 180H213V179H212ZM221 180H219V181H221ZM230 180L232 181L233 179H230ZM230 180H229L230 184L232 183V185H233V183H234L233 186H234L235 188L238 189V187H237L238 185L236 186V185H235V182H231ZM155 181H156V180H155ZM161 181H162V180H161ZM165 181H166V180H165ZM168 181H171V180H168ZM181 181H182V180H181ZM181 181H179V183H181ZM189 181H190V180H189ZM234 181H236V180H234ZM150 182H151V180H150ZM156 182H157V181H156ZM166 182H167V181H166ZM166 182L162 183L163 186H165V183H166ZM183 182H184V180H183ZM183 182H182V183H183ZM185 182H186V179H185ZM193 182H194V181H193ZM198 182H199V181H198ZM204 182H205V181H204ZM208 182H209V181H208ZM222 182H223V181H222ZM240 182H241V180H240ZM169 183H170V182H168V184H169ZM174 183H175V182H174ZM177 183H178V182H177ZM179 183H178V184H179ZM196 183H197V180H196ZM202 183H203V182H202ZM202 183H201V184H202ZM211 183H213V182H211ZM220 183H221V182H220ZM220 183H219V184H220ZM236 183H237V181H236ZM251 183H252V181H250V183H248V184H244V185H245V186L248 185V186L250 187V184H251ZM148 184H149V183H148ZM187 184H188V183H186V184L184 185V188H185V186H186ZM189 184H190V183H189ZM191 184H192V183H191ZM198 184H199V183H198ZM203 184H204V183H203ZM227 184H228V183H227ZM227 184H226V185H227ZM230 184H229V189H230V187H231ZM237 184H239V183H237ZM130 185H131V184H130ZM130 185H129V186H130ZM141 185H142V184H141ZM166 185H167V183H166ZM180 185H181V184H180ZM217 185H218V184H217ZM220 185L222 186V184H220ZM226 185H225V186H226ZM241 185H242V184H241ZM241 185H240V186H241ZM260 185H261V184H260ZM142 186H143V185H142ZM151 186H152V185H151ZM167 186H168V185H167ZM167 186H166V187H167ZM189 186H190V185H189ZM189 186H188V187H189ZM197 186H198V185H197ZM200 186H201V185H199L198 189L200 188ZM205 186H206V185H205ZM210 186H211V185H210ZM223 186H224V185H223ZM223 186H222V187H223ZM227 186H228V185H227ZM248 186H247V188H248ZM253 186L255 187L254 183H253ZM253 186H252V189H253ZM140 187H141V186H140ZM145 187H146V185H145ZM145 187H144V189H145ZM166 187H164V188H166ZM174 187L176 188V187H178V185H177V186H174ZM191 187H193V186L191 185ZM201 187H202V186H201ZM217 187H218V186H217ZM234 187H231V188L233 189ZM256 187H257V186H256ZM256 187L253 189V192L256 191ZM157 188H160V191H161V190H164V191L167 190V188H166V189H163V188H162V185H160V184H157ZM161 188H162V189H161ZM184 188H183V189H184ZM204 188H206V187H204ZM218 188H219V187H218ZM225 188H226V187H225ZM227 188H228V187H227ZM227 188H226V190L224 189V193H226V191L228 190ZM242 188H243V187H242ZM244 188H245V187H244ZM247 188H246V189H247ZM250 188H251V187H250ZM250 188H249V189H250ZM171 189H172V188H171ZM183 189L180 188L179 191H178V189L176 188V191H177V193H179V192H180L181 190H183ZM188 189H190V188H188ZM196 189H197V188H196ZM211 189H212V188H211ZM220 189H221V188H220ZM232 189H231V190H228V191H233V192H235V193H236V192L238 193V190H239V189H238V190H237V189H234L235 191L232 190ZM252 189H250V190H252ZM260 189H261V188H260ZM150 190H151V189H150ZM186 190H187V187H186L185 191H186ZM190 190H192V189H190ZM194 190H195V189H194V187H193V192L191 191V192H189V193H190V194L192 193L193 195L196 193V194H195L196 196L201 195V193L199 194L198 191H196V190L194 191ZM236 190H237V191H236ZM243 190H244V189H243ZM254 190H255V191H254ZM160 191H159V192H160ZM164 191H163V192H164ZM228 191H227V196H228V193H229ZM152 192H153V190H152ZM157 192H158V191H157ZM159 192H158V193H159ZM166 192H168V194H169V191H166ZM166 192H165V194H166ZM171 192H172V190H171ZM171 192H170V194H169L170 196H171V194H173V195H174V194L177 195L176 192H174V191H173L174 193H171ZM181 192H182V191H181ZM197 192H198V193H197ZM201 192H202V191H201ZM210 192H211V191H210ZM212 192H214V191H212ZM212 192H211V193H212ZM233 192H232V193H233ZM253 192H252V194H253L254 196L257 197V198L254 197V198L256 199L255 201H257V199H258L257 192H255V194H254ZM206 193H207V192H206ZM211 193H209L208 196H209ZM237 193H236V194H237ZM262 193H263V191H262ZM162 194H163V193H162ZM162 194H161V193H160V195L158 194L157 197H158V196H159V197H160V196H163ZM165 194H164V195H165ZM179 194H180V193H179ZM185 194H186V192H185ZM192 194H191L190 196H193ZM197 194H198V195H197ZM204 194H205V193H204ZM204 194L202 193L203 196H204ZM240 194H241V193H240ZM250 194H251V193H250ZM140 195L142 196V194H140ZM151 195H155V193H154V194H150V195H148V196L150 197ZM169 195L167 196V194H166V196H167L168 198H169ZM182 195H183V194H181V196H180L181 199L183 198ZM214 195H215V194H214ZM229 195H231V192H230ZM234 195H235V194H234ZM238 195H239V194H238ZM242 195H243V194H242ZM123 196H124V195H123ZM123 196L120 197L119 199H123ZM146 196H147V195H146ZM148 196H147V197H148ZM196 196H195V197H196ZM203 196H202L203 199H205V198L207 199L206 194H205V198H204ZM223 196H224V194H223ZM231 196L233 197V195H231ZM235 196H236V195H235ZM245 196H246V195H245ZM151 197H152V196H151ZM151 197H150V198H151ZM159 197H158V198H159ZM167 197H166V199H167ZM187 197H189V196H187ZM187 197H186V200H188ZM193 197H194V196H193ZM232 197H230V198H232ZM249 197H250V195H249ZM249 197H248V198H249ZM154 198L157 199V198H156V195L154 196ZM154 198H152V199H150V200L153 201ZM163 198H164V196H163ZM163 198H162V199H163ZM176 198H177V197L174 196V199H176ZM178 198H179V195H178ZM178 198H177V199H178ZM184 198H185V197H184ZM189 198H190V197H189ZM199 198L201 199V196H199ZM212 198H215L216 201H217L216 196H214V197H212ZM224 198H226V197L224 196ZM224 198H223V199H224ZM230 198H226V200H229ZM233 198H235V197H233ZM233 198H232V199H233ZM240 198H241V197H240ZM146 199H147V198H146ZM159 199H161V197H160ZM171 199H173V198L170 197V200H171ZM190 199H191V198H190ZM194 199H195V198H194ZM196 199H197V198H196ZM196 199H195V200H196ZM245 199H246V198H245ZM106 200H107V199H106ZM144 200H145V199H144ZM167 200H168V199H167ZM191 200H192V199H191ZM208 200H209V199H208ZM226 200H224V201H226ZM107 201H108V200H107ZM154 201H156V200H154ZM179 201H180V199L178 200V203H179ZM188 201L190 202V200H188ZM197 201H198V200H196V202H197ZM204 201H206V200H204ZM209 201H211V200H209ZM209 201H208V202H209ZM247 201H248V200H247ZM253 201H254V199H253ZM253 201H252V202H253ZM261 201H262V200H261ZM261 201L259 200V202H261ZM105 202H106V201H104V204H105ZM109 202H110V201H109ZM109 202H107L106 205H108ZM174 202H176V200H175V201H172L171 203L175 204ZM182 202H183V201H182ZM182 202H181V203H182ZM189 202H187V203L189 204ZM196 202H195V204H196ZM199 202H201V200L198 201V204H199ZM206 202H207V201H206ZM213 202L215 203V201H213ZM217 202H218V201H217ZM226 202H227V201H226ZM229 202H230L229 205H228V203H227V204L225 203V204L228 205V206L232 205V203H231L232 200L229 201ZM234 202H237V201H235V200L233 201V207L235 206V205H234V204H235ZM252 202H251V203H252ZM110 203H111V202H110ZM143 203H144V202H143ZM159 203H160V202H159ZM159 203L157 202L156 204H159ZM162 203H163L162 205H164V202H163V201H162ZM165 203H166V202H165ZM171 203H169V204H170V205H169L170 207H171ZM190 203H191V202H190ZM221 203H222V202H221ZM223 203H224V202H223ZM240 203H241V201H240ZM82 204H83V203H82ZM154 204H155V203H154ZM182 204H183V203H182ZM193 204H194V203H193ZM195 204H194V205H195ZM202 204H204V203H203V200H202ZM202 204H201V208H200L201 210H202ZM207 204H209V203H207ZM207 204L205 203L206 206H207ZM211 204H212V203H211ZM218 204H219V203H218ZM237 204H238V202L236 203V205H237ZM248 204H249V203H247V205H248ZM83 205H86V203L83 204ZM167 205H168V204H167ZM167 205H166V208H167ZM178 205H181V204H178ZM178 205H175V206H172V207H176V208H177V207H179ZM205 205H203V206H205ZM213 205H214V204H213ZM213 205H210V209L212 208ZM215 205H216V204H215ZM215 205H214V207H215ZM108 206H109V205H108ZM108 206H107V207H108ZM111 206H112V205H110L108 208H110ZM155 206H157V205H154V207H155ZM164 206H165V205H164ZM164 206H163V209L165 208ZM191 206H192V205H191ZM196 206H197V204L195 205V207H196ZM206 206H205L204 208H206ZM216 206H217V205H216ZM219 206H220V205H219ZM219 206H218V207H219ZM221 206H222V205H221ZM237 206H238V205H237ZM244 206H245V205H244ZM252 206H253V205H251V207H252ZM83 207H84V206H83ZM123 207H124V206H123ZM141 207H142V206H141ZM141 207H139V208H141ZM149 207H150V206H149ZM184 207H185V206H184ZM195 207L193 206V208H195ZM207 207H208V206H207ZM218 207H217V208L215 207V208H216L215 210H218V209H221V208H222V207H220V208H218ZM235 207H236V206H235ZM80 208H81V207H80ZM112 208H113V207L110 208V210H111L112 212H111L109 209H107V210L110 211L111 213H113ZM136 208H137V207H136ZM151 208H153L152 205H151ZM156 208H158V206H157ZM159 208L162 209L161 206H159ZM159 208H158V209H159ZM176 208H175V210H176ZM188 208H189V207H188ZM229 208H230V207H229ZM231 208H232V206H231ZM231 208H230V210H231ZM82 209H84V208H82ZM105 209H106V208H105ZM131 209H132V207H131ZM149 209H150V208H149ZM149 209H148V210H149ZM163 209H162V210H163ZM168 209H169V207H168ZM168 209H167V210H168ZM173 209H174V208H173ZM173 209H172V210H173ZM179 209H180V207H179ZM181 209H182V207H181ZM200 209H199V210H200ZM210 209H207V213L210 212V211H209ZM213 209H214V208H213ZM213 209H211V210H213ZM227 209H228V207H227ZM227 209H226V213H227V211L229 210V209H228V210H227ZM235 209H236V208H235ZM235 209H234V210H235ZM78 210H79V209H78ZM80 210H81V209H80ZM86 210H87V206H86V209H84V211L87 212ZM132 210H133V209H132ZM137 210L139 211L140 209L137 208ZM151 210H152V209H151ZM167 210H166V211H167ZM177 210H178V209H177ZM186 210H187V208H186ZM189 210H191V209H189ZM204 210H206V209H204ZM223 210H224V209H223ZM232 210H233V209H232ZM232 210H231V212H230V216H228L229 218H231V215H233L234 213H235L236 215H237V213H238V212L236 213V212H234V211H232ZM252 210H253V209H252ZM82 211H83V210H81V211L79 212V215H78V214H77V215H78V216H82V215H84V217L82 216V217H83V220H84V219H85V216H87V215H86L85 212H84L85 214H83ZM105 211H106V210H105ZM108 211H107V212H108ZM123 211H124V210H123ZM140 211H141V210H140ZM155 211H157V209H155ZM155 211H154V208H153V210H152V214H153V212H155ZM160 211H161V210H159V212H160ZM163 211H164V210H163ZM163 211H162V213H163ZM168 211H170V209H169ZM179 211H180V210H179ZM181 211H184V210H181ZM181 211L179 212L180 214H181ZM192 211H193V210H191V212H192ZM194 211H195V209H194ZM218 211H220V210H218ZM218 211H216V212H217V213H220V212H218ZM221 211H222V209H221ZM107 212H106V214H107ZM134 212H135V211H134ZM171 212H172V215H171V218H172V217H173V211H171ZM176 212H177V211H176ZM176 212H174V213H175V214L177 215V217H178V216H179V215H178L179 213H176ZM185 212H187V211H185ZM191 212L189 213V215L191 214V215H192V216L190 215L191 217H194V215H195L196 218L198 217V214L200 213V212H199L198 214H197V213H194V215H193V214H192L193 212H192V213H191ZM195 212H196V211H195ZM201 212H202V211H201ZM205 212H206V211H204V213H205ZM216 212L214 211V212H211V213H213V214L215 213V214H216ZM232 212H233V213H232ZM27 213H28V212H27ZM80 213H82V215H80ZM111 213H110L111 218H113V217H112L113 214H111ZM114 213H115V212H114ZM125 213H126V212H125ZM135 213H136V212H135ZM150 213H151V212H150ZM164 213H165V211H164ZM164 213H163V214H164ZM166 213H167V212H166ZM168 213H169V212H168ZM211 213H210V214H211ZM224 213H225V212L222 211V214H223V215H224ZM104 214H105V213H104ZM122 214H123V213H122ZM139 214H140V213H139ZM147 214H148V213H147ZM235 214H234V215H235ZM30 215H31V214H30ZM30 215H29V216H30ZM125 215H126V214H125ZM144 215H145V213H144ZM158 215H159V213H158ZM158 215H157V216H158ZM160 215H161V214H160ZM164 215H165V214H164ZM164 215H163V216H164ZM167 215H170V214H167ZM167 215H166V216H167ZM182 215H184L185 218H186V216H188V218H187V222L189 221L188 219H193V218H190L189 215H188L187 213H186V216H185V213L182 212ZM182 215H180L179 217H181ZM228 215H229V212H228ZM105 216H108V215H105ZM148 216L150 217V215H148ZM152 216H153V215H152ZM157 216H156V213H155V215H154V219H156L155 217H157ZM161 216H162V215H161ZM161 216H160V217H161ZM166 216H165V217H166ZM203 216H204V215H203ZM205 216H206V214H205ZM209 216H210V215H209ZM217 216H220V217H218L219 220H220V219H221V220L223 219L222 221H224V223H225V221H226L227 219H229V218H227L226 215H225V219L222 218L223 216L221 215V213H220L219 215L217 214ZM217 216L215 215V217H217ZM221 216H222V217H221ZM237 216H238V215H237ZM237 216H236V217H237ZM242 216H243L244 218L246 217L245 220L247 221V219H248L247 216H244V215H242ZM242 216H241V219L239 218V217H240V216H239V217H238V218H239L238 220L244 221V219L242 220ZM30 217H31V216H30ZM53 217H54V216H53ZM134 217H137V216H134ZM138 217L140 218V216H138ZM158 217H159V216H158ZM160 217L158 218V221L155 220V221L158 222V225H159V223L161 224L162 221H164L163 224H164L165 222H168V224H169V221H170V220L167 221V219H166V221H165V220H162V221L159 222ZM169 217H170V216H169ZM200 217H201V216H200ZM207 217H208V216H206V218H207ZM215 217H214V219H216ZM232 217H233V216H232ZM236 217H235V218H236ZM79 218H80V217H79ZM108 218H110V217H108ZM124 218H125V217H124ZM142 218L144 219V217H142ZM161 218H163V217H161ZM171 218H170V219H171ZM175 218H176V217H175ZM182 218H183V216H182ZM185 218H184V219H185ZM206 218H205V219H206ZM211 218H212V216L210 217V219H211ZM218 218H217V220H218ZM235 218H233V219L235 220ZM28 219H29V218H28ZM48 219H49V218H47V220H48ZM135 219H138V218H135ZM163 219H164V218H163ZM168 219H169V218H168ZM184 219H181V218H180V220H183V221H184ZM197 219H198V218H197ZM197 219H196V222H197ZM202 219H204V218H202ZM50 220H51V219H50ZM53 220H54V218H53ZM83 220L81 219V221H83ZM140 220H141V218H140ZM144 220L146 221V219H144ZM147 220H149V218H148ZM177 220H178V218H177ZM194 220H195V217H194ZM199 220L201 221V218H199ZM211 220H213V218H212ZM234 220H233V221H234ZM48 221H49V220H48ZM48 221H47V222H48ZM55 221H56V220L53 221V224L50 223V222H49V223L52 224V225L54 226ZM145 221H141V222H145ZM150 221H152V220H149V221H148L149 223L146 222V223L149 224L150 227L147 226L145 223H143V224H145L148 228H151V229H150V231H151L150 233H153V232L156 233L154 229H155L156 226H158V225H155V223H154L155 221H154V222L152 221V222H153L152 224H154V229H152L151 226H153V225L150 223ZM192 221H193V220H191V225H192V223H193ZM206 221H207V224H208V220H207V219L205 220V223H206ZM213 221H214V220H213ZM213 221H212V223H213ZM236 221H237V219L235 220L234 225L232 224V225L234 226V228H235V226H236V225H235ZM139 222H140V221H139ZM179 222H181V221H179ZM185 222H186V221H185ZM187 222H186V223H187ZM201 222H202V221H201ZM201 222H200V223H201ZM215 222H216V221H215ZM227 222L229 223V220H227ZM79 223L81 224V222H79ZM177 223H178V221H177ZM188 223H189V222H188ZM197 223H198V222H197ZM212 223H211V224H212ZM221 223H222V222H221ZM231 223H232V220H231ZM243 223H244V222H243ZM50 224H48V225L50 226ZM141 224H142V223H140V225H141ZM156 224H157V223H156ZM163 224H162V225H163ZM180 224H181V223H180ZM180 224H179V226L176 224V226L179 227V228L177 229L178 231H180L179 234H182V233H183V231H182L183 228H184V231H186V229H187L188 227H190V226H189L190 223H189V225L186 226V229H185V227H183L182 230H179V229L181 228V227H180ZM183 224H184V222H183ZM215 224H216V223H215ZM219 224H220V221H219V223L217 222V224H216V225H218V228H217V229H220V228H221V224H220V225H219ZM222 224H223V223H222ZM237 224L239 225V224H241V223L239 222V223H237ZM248 224H249V223H248ZM52 225H51V226H52ZM162 225H160V226H162ZM181 225H182V224H181ZM202 225L204 226L205 224H202ZM238 225L236 226V229L238 228ZM241 225H242L243 227H245V225H247V224H246V222H245V225H244V224H241ZM241 225H239V226H241ZM249 225H250V224H249ZM27 226H28V225H27ZM146 226H145V227H146ZM165 226H166V225H165ZM165 226H164V227H165ZM167 226H168V225H167ZM193 226H194V225H193ZM195 226H196V228H198L197 224H195ZM195 226H194L193 228L190 227V230L192 229V230L195 231V230H196ZM200 226H201V225H200ZM206 226H207V225H206ZM208 226H209V225H208ZM212 226H213V225H212ZM224 226L226 227L227 224H226V225L224 224L222 227L224 228ZM228 226H231V224H228ZM233 226L230 227V228H232V229H230L229 227H228V228L226 227L227 229L225 228L226 231H224V232H225V233L227 232V234H228L226 240L229 238L230 234H232L233 232L235 233V230H236V229L234 230V229H233ZM139 227H141V228L144 229V226H143V225H142V226H139ZM147 227H146V228H147ZM169 227H170V226H169ZM215 227H216V226H215ZM219 227H220V228H219ZM176 228H177V227H176ZM194 228H195V229H194ZM200 228L202 229V226H201ZM200 228H198L197 230L199 231ZM204 228H205L204 231H206L207 229L212 228V227L210 226V227L207 228V227L204 226ZM204 228H203V229H204ZM223 228H222V230H223ZM25 229L27 230V228H25ZM29 229H30V227H29ZM48 229H49V228H48ZM52 229H53V228H52ZM161 229H162V228H161ZM171 229H173L172 232L174 231V232L172 233V236H173V237L171 236L172 238H176V236H177V237H180V235L178 236V235L175 233V232H178V231H175L174 228H171ZM214 229H215V228H214ZM225 229H224V230H225ZM228 229H229V230H232V233L230 232V234H229V231H227ZM124 230H125V229H124ZM152 230H154V231H152ZM159 230H160V229H159ZM159 230H158V227H157V231H158V232H159ZM165 230H166V229H165ZM165 230L163 229V231H162L163 234H164ZM167 230H168V229H167ZM190 230H189V228H188V231H190ZM192 230L190 231L191 233H190V232L187 233L186 237H187V236H190L192 233H194V234H196V235L198 236V233H200V232L203 231V230H202V231L200 230L198 233H195L196 231L194 232V231H192ZM220 230H221V229H220ZM220 230H219V231H220ZM222 230H221V231H222ZM238 230H241V231L243 232L244 229H241V228L239 229V228H238ZM249 230H250V229H249ZM28 231H29V230H28ZM119 231H120V230H119ZM169 231H171V230L169 229ZM208 231H209V230H208ZM208 231H207V232H208ZM214 231H215V230H214ZM221 231H220V232H221ZM250 231H251V230H250ZM158 232H157V233H158ZM215 232H216V231H215ZM217 232H218V231H217ZM217 232H216V234L220 233V232H218V233H217ZM148 233H149V230H148ZM154 233H153V234H154ZM167 233H168V232H167ZM210 233H211V232H210ZM212 233H213V232H212ZM243 233L246 234V232H243ZM243 233H242V234L240 233V235H239V233H238L237 235H239V237H241V235L243 236ZM144 234H145V232H144ZM153 234H152V235H153ZM159 234H162V233H159ZM188 234H189V235H188ZM208 234H209V232H208ZM222 234L224 235L223 231L221 232L220 237H223V240H224V241H223L221 238H220V239L223 241L224 244H227L228 241L231 242V239L228 240V241L226 242L224 238L226 237L227 234L225 235V237H224V236H221ZM146 235H147V233H146L144 236H146ZM157 235H158V234H157ZM174 235H175V237H174ZM200 235H201V234H200ZM202 235H203V232H202ZM205 235H207V233H206ZM205 235H204V236H205ZM213 235H215V234L213 233L212 236H213ZM113 236H114V235H113ZM147 236L149 237V235H147ZM147 236H146V237H147ZM153 236H154V235H153ZM163 236H164V238H165V236H167V235H163ZM163 236H162V237H163ZM169 236H170V235H169ZM182 236L185 237V236H184V233H183ZM210 236H211V235H209V237H210ZM216 236H217V239H219V236H218V235H215V237H216ZM233 236H234V234H233ZM249 236H251V235H249ZM142 237H143V236H142ZM146 237H145V241L147 240ZM171 237H168V238H169L168 240H170ZM186 237H185V238H186ZM193 237H194V236H193ZM198 237H199V240H200V241L198 240V241L200 242V243H198V244H202L201 247H200V249L203 248V247L205 248V247L207 246V245H205V244H206L208 241H211V240L213 239V237H212V239L209 238L210 240L208 239V241L206 242L204 237H200V236H198ZM206 237H208V235H207ZM215 237H214V238H215ZM230 237H231V236H230ZM143 238H144V237H143ZM153 238H154V237H153ZM153 238H152V239H153ZM157 238H158V237H157ZM187 238H188V237H187ZM189 238H190V237H189ZM189 238H188V240H189ZM203 238H204V240H203ZM233 238H234V237H233ZM237 238H238V237H237ZM246 238H247V237H246ZM56 239H57V238H56ZM115 239H116V238H115ZM126 239H127V238H126ZM139 239H141V238L139 237ZM150 239H151V238H150ZM160 239H161V238H160ZM179 239H181V238H178V239L176 238V240H179ZM190 239H191L190 242H192L193 238L191 237ZM197 239H198V238H194L193 242L196 241ZM201 239L204 241L205 244H204V243H201V242H203V241H201ZM206 239H207V238H206ZM220 239H219V240H220ZM238 239H239V238H238ZM96 240H97V239H96ZM142 240H143V242H144V239H142ZM182 240H183V241H181V240H179V241H181V243H182V242H183V243H184V242H185V243L187 242V241H184L183 238H182ZM219 240H218V242H219ZM233 240H237V239H233ZM233 240H232V242H233ZM248 240H249V238H248ZM94 241H95V240H94ZM149 241H153V240H149ZM215 241H217V240H215ZM215 241H214V242H215ZM222 241H221V242H222ZM99 242H100V241H99ZM167 242H168V241H167ZM173 242L176 244L178 241L175 242L174 239H173ZM173 242H172V243H173ZM193 242H192V243H193ZM256 242H257V241H256ZM95 243H96V242H95ZM97 243H98V242H97ZM149 243H150V242H149ZM161 243H162V242H161ZM170 243H171V242H170ZM170 243H169V244H170ZM179 243H180V242H179ZM179 243L176 244V246H175V244H174V246H175L176 248H178V253H177V251H176L177 249L175 248V249H176L175 252H176L178 255H179V253H180V252H179L180 247H179L178 245L181 244V243H180V244H179ZM187 243H188V242H187ZM187 243H186V244H187ZM192 243H188V245H189V244H192ZM211 243H213V242H210V244H211ZM223 243H222V246L224 245ZM140 244H141V243H140ZM147 244H148V242H147ZM166 244H167V243H166ZM166 244L163 245V246H166ZM169 244L167 245L168 248H169L167 251H170V252H171V250H170V246H172V244H171L170 246H169ZM194 244H195V243H193L191 246H193ZM207 244H209V242H208ZM210 244H209V245H210ZM217 244H218V243H217ZM229 244H230V243H229ZM148 245H149V244H148ZM150 245H151V244H150ZM203 245H204V246H203ZM218 245L220 246L221 244L219 243ZM232 245H234V243H233ZM236 245H237V244H236ZM96 246H97V245H96ZM159 246H160V244H159ZM177 246H178V247H177ZM185 246H186V245H185ZM185 246H183V248H184ZM210 246L212 247V245H210ZM214 246H215V245H214ZM219 246H216V247H219ZM228 246H229V245H228ZM230 246H231V244H230ZM234 246H235V245H234ZM160 247H161V246H160ZM181 247H182V245H181ZM186 247H188V246H186ZM223 247L226 248L225 245H224ZM97 248H98V247H97ZM121 248H122V247H121ZM183 248H182V249H183ZM195 248H197V244H196V247H195ZM195 248H194V249H195ZM198 248H199V247H198ZM206 248H209V247L207 246ZM220 248H221V247H220ZM220 248H219V249H216V251H217V250L220 251V250H221ZM228 248H229V247H228ZM255 248H256V247H255ZM116 249H117V248H116ZM138 249H139V248H138ZM156 249H158L157 245H156ZM166 249H167V247H166ZM185 249H186V248H185ZM185 249H184V252H185V251H188V250L191 249V248H190V246H189V247H188V250H187V249L185 250ZM210 249H212V248H210ZM226 249H227V248H226ZM231 249H232V247H231ZM231 249H230V250H231ZM262 249H263V247H262ZM129 250H130V249H129ZM151 250H152V246H151ZM163 250H165L164 247H163ZM173 250H174V249H172V251H173ZM197 250H198V249H196V251H197ZM202 250H205V249H202ZM207 250H208L207 253H208V255H209V251H210V250H209V249H207ZM212 250H214V249H212ZM222 250H223V249H222ZM222 250L220 251L221 253H222ZM125 251H126V250H125ZM147 251H149V253H150V250H146L145 252H147ZM157 251H158V250H157ZM157 251L154 250L155 253H156ZM159 251H161V250H159ZM159 251H158V252H159ZM167 251H166V253H167ZM189 251H190V250H189ZM196 251H195V252H196ZM205 251H206V250H205ZM205 251H204L203 254L206 253ZM219 251L216 252V253H218V254H219L218 256H221V258H222V256H223L225 253L222 255L221 253H219ZM158 252H157V254L159 255ZM164 252H165V251H164ZM164 252H163V253H164ZM173 252H174V251H173ZM184 252L181 251L180 255H182V253H184ZM191 252L193 253L194 251H191ZM197 252L199 253L200 251H197ZM214 252H215V251H214ZM229 252H230V251H229ZM229 252H228V253H229ZM100 253H101V252H100ZM113 253H114V252H113ZM135 253L137 254V251H136ZM140 253H142V252H140ZM152 253H153V252H152ZM152 253H151V254H152ZM155 253H153V254H155ZM163 253H162V254H163ZM166 253H165V254H166ZM186 253H187V252H186ZM201 253H202V252H201ZM207 253H206V254H207ZM216 253H215L214 255H216ZM228 253H226V254H228ZM253 253H254V252H253ZM255 253H257V251H256ZM255 253H254V254H255ZM124 254H125V252H124ZM129 254H130V253H129ZM133 254H134V252H133ZM146 254H147V253H146ZM157 254H156V255H157ZM167 254L169 255V252H168ZM177 254H176V255H177ZM188 254H189V253H187V255H188ZM203 254H200V253H199V255H202L201 258H200L199 256L197 257V256H196L197 254H196V255L194 254V256H196V257L199 258V260H200V259H202ZM206 254H205V255H206ZM211 254H212V253H210V255H211ZM220 254H221V255H220ZM226 254H225V255H226ZM260 254H263V253L261 252ZM98 255H99V254H98ZM115 255H116V254H115ZM115 255L113 254V257H114ZM138 255H139V254H137V257H138ZM158 255H157V258L159 257ZM160 255H161V253H160ZM163 255H164V254H163ZM173 255H175V254H173ZM190 255H191V253H190ZM210 255H209V256L206 255V257H210ZM105 256H106V255H105ZM105 256H104V258H106ZM131 256H132V255H131ZM140 256H142V254H141ZM147 256H148V255H147ZM152 256H153V255H152ZM170 256H172V255L170 254ZM182 256H184V255H182ZM188 256H189V255H188ZM216 256H217V255H216ZM218 256H217V259H218V260H221V259L218 258ZM226 256L229 257L228 255H226ZM255 256H256V255H255ZM257 256H258V254H257ZM108 257H110V256H107V259H108ZM118 257H119V256H117V257L115 256V258H118ZM128 257H129V255L127 254V256H126V260H128V259H127ZM145 257H146V256H145ZM148 257H149V256H148ZM150 257H151V255H150ZM153 257H154V256H153ZM167 257H169V256H167ZM189 257H190V256H189ZM189 257H187V258L189 259ZM204 257H205V256H204ZM212 257H213V256H212ZM214 257H215V256H214ZM260 257H262V256L260 255ZM110 258H111V257H110ZM115 258H114V259H115ZM138 258H139V257H138ZM146 258H147V257H146ZM160 258L162 259L163 256L161 255ZM172 258H173V257H172ZM172 258H169V259H172ZM193 258H194V257H193ZM197 258H196V259H197ZM96 259H97V258H96ZM114 259H113L112 262H114ZM119 259H120V258H119ZM132 259H133V258H132ZM135 259H136V258H135ZM142 259H143V258H142ZM169 259H168V262H169ZM175 259H176V258H175ZM177 259H178V258H177ZM183 259H184V258H183ZM183 259H180V260H183ZM190 259H192V258H190ZM190 259H189V260H190ZM207 259H208V258H207ZM211 259H212V258H211ZM217 259H216V260H217ZM223 259H224V258H222V260H223ZM231 259H232V258H231ZM237 259H238V258H237ZM242 259H244V258H242ZM242 259H241V260H242ZM245 259H246V257H245ZM245 259H244V260H245ZM247 259H248V258H247ZM262 259H264V258H262ZM116 260H117V259H116ZM116 260H115V261H116ZM124 260H125V259H124ZM129 260H130V259H129ZM133 260H134V259H133ZM137 260H141V259H137ZM137 260H136V261H137ZM151 260H152V259H151ZM154 260H155V259H154ZM165 260H166V259H165ZM184 260L187 262L186 257H185ZM184 260H183V261H184ZM189 260H188V261H189ZM193 260H194V259H193ZM197 260H198V259H197ZM199 260L197 261L198 264H200V263H199ZM214 260H215V259H213V261H214ZM244 260H243V262H244ZM254 260L257 261V259H254ZM259 260H260V259H259ZM107 261H108V260H107ZM131 261H132V260H131ZM136 261H135V262H136ZM141 261H142V260H141ZM144 261H145V260H144ZM144 261H142V262H143L142 264H144ZM146 261H148V259H146ZM157 261H158V260L156 259V264H157ZM175 261H176V260H173L174 263H175ZM191 261H192V260H191ZM201 261L203 262V261H205V260H200V262H201ZM236 261H237V260H236ZM247 261H248V260H247ZM249 261H250V260H249ZM252 261H253V260H252ZM93 262H94V260H93ZM118 262H120V261L118 260ZM122 262H123V261H122ZM126 262H128V261H126ZM139 262H140V261H139ZM166 262H167V260H166ZM176 262H177V261H176ZM178 262L180 263V261H178ZM178 262H177V263H178ZM186 262H185V263H186ZM197 262L194 261V263H197ZM209 262H210V260H209ZM216 262H217V261H216ZM219 262H220V261H219ZM224 262H225V261H224ZM233 262H235V261H233ZM241 262H242V261H241ZM241 262L239 261V263H241ZM245 262H246V260H245ZM98 263H99V262H98ZM108 263L111 264V260H110V262H107V264H108ZM131 263H132V262H131ZM133 263H134V262H133ZM137 263H138V262H137ZM137 263H135V264H137ZM140 263H141V262H140ZM140 263H139V264H140ZM150 263H151V261H150ZM152 263H153V262H152ZM159 263H160V262H159ZM164 263H165V261H164ZM164 263H163V264H164ZM174 263H173V264H174ZM179 263H178V264H179ZM189 263H190V262H187V264H189ZM236 263H237V262H236ZM236 263H235V264H236ZM260 263H261V260H260ZM262 263H263V262H262ZM105 264H106V263H105ZM115 264H117V263H115ZM120 264H121V263H120ZM124 264H125V263H124ZM126 264H127V263H126ZM148 264H149V263H148ZM154 264H155V263H154ZM165 264H166V263H165ZM169 264H171V262H170ZM183 264H184V262H183ZM191 264H193V263H191ZM201 264H203V263H201ZM214 264H215V262H214ZM230 264H231V263H230ZM232 264H233V263H232ZM256 264H257V263H256ZM258 264H259V263H258Z\"/></svg>", "mask_w": 264, "mask_h": 264}]
</instances>
